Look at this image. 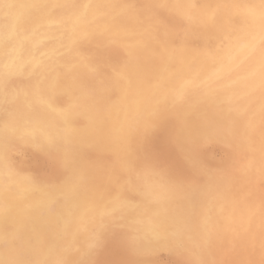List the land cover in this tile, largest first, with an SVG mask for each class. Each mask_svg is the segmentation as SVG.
Returning <instances> with one entry per match:
<instances>
[{"label":"rangeland","instance_id":"1","mask_svg":"<svg viewBox=\"0 0 264 264\" xmlns=\"http://www.w3.org/2000/svg\"><path fill=\"white\" fill-rule=\"evenodd\" d=\"M30 1L32 2V4L38 2V0H30ZM122 1L121 0L120 1H118V0H97V1L96 0H81V1L76 0V2H75V0H70L72 5L77 6L76 15L77 14L78 15L74 16L71 19L73 24H71L70 28L68 29V31L70 30L69 36L67 38L68 42H64V40H63L64 37L60 34H57L55 36L53 35V36H45L44 37L41 35V28L36 27L35 31L31 34V37L29 38L30 40H31V38H34L35 40L34 39H32V40H33V42L36 43L35 48L33 47L31 49V53L29 55L27 54L28 47H25V46L23 47V45H26V44L28 45V43L26 41H24L19 46L17 45L16 48L12 49L13 51H8L7 52L8 54L6 53L7 57L1 58V54L4 52V50L2 51L4 46L3 47L1 46L3 39L0 37V51L2 52V53L0 52L1 53L0 54V64L2 65V66L0 65V71H1L0 72V122H1L0 123V127H1L0 130L3 127L2 132H0V135H1L0 136V142L2 141L1 142L2 144H0V152H1L0 153V173H1V175H3L4 179L6 178L5 180H7L9 178L7 181H9L13 186H23L25 188L33 190V194L29 195L30 198L27 197L26 199H24L23 202L29 203L30 202L29 200L31 198H34V196H35V197H39V198L41 197L40 200L37 202V205L38 204H39L38 206L42 205L40 207V212H41L40 214L41 215H39L41 217L38 216L37 218L33 219L31 223L27 222L28 228L31 229V230L29 229L30 231L34 230V231H37V233H39V235H38L39 238L37 237V239L40 242H38L35 239V242L39 244V245L37 244V247H39V248H37V253H36V255L38 257L36 255H35L36 257H34L30 253V251L28 250L29 247L27 248V246H26L27 245L26 243L28 241L27 235L25 234L24 231H22L19 228L18 224H16V223L14 224V222L12 221V219L16 218V216L17 217H19V216L20 217L21 216L22 217L30 216L32 214L33 210L23 209V208L21 209L19 207L14 206L10 210V212H13L15 210L14 213H15V215L17 214L16 216L15 215L14 216L9 215V217L7 218V216H8L7 214L3 215V216L0 215L3 218V220H0V225H1L0 230L2 229V231H0L1 232L0 233V235H1L0 236V247L3 245L2 246L3 248L6 247V249H8L12 245H15L16 242L19 245H23L25 242V245L21 246L22 247V261H27V262L32 261L31 264H39V263L42 264L44 262H46L45 264H48V263L54 264V262L62 261V260L64 262H66V264H72V262H73V264H78V263H80V264H124V263H126V264H130V263L131 264H135V263L136 264H183V263L184 264H191V262L193 263L194 261L195 262L193 264H204L205 261L207 264H215L216 262H217V264H224V263L225 264H243V263L244 264H252V262H253V264H264L263 263L264 262L263 261L264 260V246H263L264 245V226H263V224H264L263 223L264 222V215H263L264 214V202H263L264 201L263 200L264 199V176H263L264 175V172H263L264 171V157H262V156H264V141H263L264 140V128H263L264 127V125H263L264 124V61L259 62V61H257V58H256L257 53L264 49V32H262L259 29L257 24L250 23V24H247L248 25L247 31L249 32V38L245 39L244 37H241V39H232L231 35L233 36L234 34H237L238 30L228 31L226 34L221 33L220 31H218L217 28L210 26L204 20V15L200 11H198L196 8H189L187 6L178 7L176 5V3L173 2V0H169V1L167 0V3H166V0H154V1L153 0H151V1L150 0L149 1L148 0H122ZM227 1H229V2H227ZM248 1L249 0H243V2H242V0L241 1L240 0H225V2L221 5L222 14H224L225 17L227 15L232 17V15H235L236 13L247 10L246 6L248 5ZM1 2H3V3H1ZM40 2L50 3L51 0H40ZM155 2H156V5H155ZM0 3H1L0 4V27L4 28L5 23L8 22V18H11L10 12H11L12 7H14V4L9 3L10 5H12V7H7V5H9V4L4 5V0L0 1ZM94 3H98V4H96L97 7H98V5H100V6L98 8L97 7L93 8L92 13H89L91 11L92 7H94V5H93ZM136 3H138V4H136ZM75 4H77V5H75ZM141 4H144V5H141ZM147 4H149L150 7H148L149 5H147ZM113 5H115V6H113ZM3 7H4V9H3ZM144 8H145V10H144ZM226 8H228V9H226ZM94 9H97V10H94ZM128 9L134 15L137 12L136 15L135 16L132 15L130 12H128L129 11ZM35 10H36V8L32 7L29 12H32ZM187 10L189 11V13ZM62 11H64V9ZM78 11L79 12L81 11V12L79 13ZM142 13H144V14H142ZM88 14L90 15V17ZM126 14H127V16H124ZM140 15H141V19H140ZM175 15H177V16H175ZM7 16H9V17L7 18ZM128 16H129V20L127 18ZM132 16H133V18H132ZM181 16H183V17H181ZM81 18L83 20H81ZM122 18H124V20ZM125 18H126V21H128V22L125 21ZM135 18L137 21H135ZM95 19H97V20H95ZM98 19L101 21V23H100L101 27H99L98 29L95 27L97 29V30H95V28H93L94 26H92V25H96V23L99 21ZM117 19L120 20V22ZM154 19H156V20L154 21ZM2 20H3V22H2ZM78 20H80V21H78ZM103 20L105 21L104 23H103ZM116 20L118 22H116ZM133 20H134V22H133ZM143 20H144V22L146 21V23L143 24L142 23ZM168 20H170V21H168ZM59 21H53L52 25H54L56 27L57 25H59V24L61 25L64 22L63 19H60ZM81 21H83V22H81ZM152 21H153V23H152ZM181 22H182V24H181ZM193 22H194V24H193ZM89 23H90V25H89ZM127 23H131L132 25H134V27L131 24L128 25ZM160 24H161V26H160ZM176 25H177V28H176ZM187 25H189V26H187ZM10 26H12V28L10 30V34L8 36H6L7 43L10 41L9 39H11V38H9L11 33L16 34V31H17V28H16L17 26H16V24H14V21L12 24H10ZM85 26H86V28H85ZM112 26L115 27L116 29H114ZM199 26H201V27L199 28ZM78 27H80V29L84 30V31L78 32L77 30L74 29V28H78ZM122 27H123V29H122ZM145 27H147V28H145ZM2 28H0V29H2ZM111 28H113V29L111 30ZM125 28L127 30H125ZM151 28H152V32L150 30ZM196 28H198V29H196ZM108 29H110V31ZM37 30H39V31L37 32ZM170 31H172V32H170ZM105 32H106V36L103 34ZM190 32H192V33H190ZM198 32H200V33H198ZM206 33H207V35H206ZM166 34H168V35H166ZM88 35H89V37H88ZM161 35H163V37ZM151 37H152V40L150 39ZM4 38H5V36H4ZM109 38H111V40ZM129 38H131V39H129ZM214 38H216V39H214ZM115 40H117V41L114 43ZM61 41H63L62 43L63 44L65 43V44L63 45L61 43ZM89 41H90V43H88ZM183 41H184V43H183ZM190 41H192V42H190ZM250 41H253V43L249 44ZM134 42L136 44H134ZM44 43H47L48 45H50L51 48L48 50L42 51L40 46H43L42 44H44ZM87 43H88V46H87ZM148 43L151 45H149ZM164 43L166 45L168 44V46L164 45ZM78 44H79V46H78ZM99 44H101V45H99ZM119 45H120V47H119ZM211 45H212V47H211ZM248 45L251 46L249 49L247 48ZM151 46H153V47H151ZM171 46H172V48H171ZM185 46H187V47L185 48ZM141 47H143V48H141ZM180 47H182V48H180ZM200 47H201V49H200ZM37 48H38V50H37ZM144 48L146 49V51ZM155 48L158 51L155 50ZM169 48L171 49L169 51L170 52L172 51L173 52L172 54L174 55V60L170 61V63H169L171 65L170 70L174 68L173 70H171V76H170L172 78L171 82H170L168 76L163 79V78H159V76L155 73H154V76H152L153 73L149 72L150 70L154 69L157 66V63L155 65V61L157 62L156 59H158V57H160L161 54H164V51H168ZM208 48L210 49V52H209ZM104 49H106V50H104ZM211 49L214 51H212ZM150 50L152 52H150ZM35 51H37V52H35ZM191 51L192 52L194 51V52L192 53ZM86 52H88V53H86ZM135 52H136V54H135ZM157 52L160 54H158ZM75 53H77V54H75ZM100 53H101V55H100ZM187 53H190V55H188ZM37 54H38V56H37ZM47 54H48V56H47ZM94 54H96V55H94ZM77 55H78V57L79 56L80 57L79 58L76 57ZM136 55L139 56L138 57L139 59L137 58ZM89 56H91V57L89 58ZM107 56L109 58H107ZM154 56H155V59H154ZM60 57H62V58H60ZM101 57H102V59H100ZM196 57L198 60L195 59ZM198 57H200L201 59ZM21 58H22V60H20ZM52 58L56 59V61H58V62L60 61V63H61V65H58V70H57L58 74H59V75L58 74L57 75L59 77H57V75L53 76L54 66L52 65L51 62H53L54 60ZM132 58H134V60ZM148 58H149V60H148ZM8 59L10 62L8 61ZM23 59H25L26 61ZM84 59H86V60L83 61ZM36 60H38V61H36ZM103 60H105V61H103ZM153 60H155V61L153 62ZM194 61H196V62H194ZM8 62H9V64H8ZM28 62H29V64H28ZM72 62H73V64H72ZM130 62L133 65H131ZM20 63H22V64H20ZM42 63H44V64H42ZM93 63H95V64H93ZM139 64L145 65L144 67L145 68L147 67L146 69H150L148 72L152 73V74H149L148 72L144 73L143 71L137 70L140 73L138 72L139 74L137 73L134 76V79H133L134 83H132L134 89L132 88L131 92L129 93L130 94L129 98L119 99V101L117 102L118 106H116V107L113 105L115 98H116V96H115L116 92L114 90H111V91L105 90L104 91L105 93L103 92V95L100 98V86H102L103 84L108 86L111 83L110 81H113V79H114V81L116 79H118L119 77L116 73V72H119L118 70L124 69V71H127V73L130 72L132 74L134 69H138V68L140 69L143 67L142 65H139ZM16 65H17V67L18 66L19 67L18 68L15 67ZM65 65H67V66H65ZM86 65H87V67H86ZM105 65H107V67H105ZM108 65H110L111 69L109 68ZM111 65L114 68L111 67ZM51 66H53V67L50 68ZM74 66L77 68L75 69ZM79 66H82L83 68L79 67ZM188 66H189V69H188ZM71 67H72V70H70ZM119 67H120V69H119ZM135 67H138V68H135ZM144 67H143V69H144ZM89 68H91V69H89ZM104 68H106V70ZM183 68H184V70H183ZM9 69H12V70H9ZM113 69H114V71H113ZM103 70L108 72L109 79H108V77H105V76L103 77L100 74V71H103ZM242 70H243V72H242ZM43 71L47 72L50 79L51 78L52 79H51V82L49 83V85H50L48 87L49 90H46L42 95H40L38 97V99H39L40 103L44 104L45 107L48 106L47 108L50 109L51 113L53 114V116L55 118L57 117L56 122L54 124H52L53 126L51 125L48 128H46V130L43 133L40 132L37 134H31V135H29V138L17 136L16 133H11L10 136L7 135V131H11L12 129L7 130V126L5 128V125L2 122V121H4L5 114L7 113L8 109H10L11 106H13V105H15L21 101L26 102V103L30 102V100H31V97H30L31 96V90H30L31 84L36 82L37 84L36 83L35 84L37 85V88L40 85H42L43 80H44L43 78L45 77V75H43L45 72H43ZM69 71H70V73L72 71V73L69 74ZM76 71H77V73H76ZM91 71H93V72L91 73ZM94 71H95V73H94ZM84 72H86V73H84ZM96 73H98V75ZM63 74H66V75H63ZM73 74L76 75L78 78L76 76H74ZM142 74H143V77L145 79L142 77ZM70 75H73L74 78H72V76H70ZM155 75H157V76H155ZM174 75H176V76H174ZM64 76H66V77L64 78ZM87 76H88V78H87ZM177 76H178V78H177ZM40 77H42V78H40ZM60 77H61V79H60ZM156 77H157V79H156ZM56 78L59 80H57ZM62 78H63V80H62ZM110 78H112V80ZM75 79H77V80H75ZM89 79H91V80H89ZM152 79H153V81H151ZM27 80H29V81H27ZM86 80H87V82H86ZM106 80H108V81H106ZM140 80H142V81H140ZM147 80H148V82H147ZM8 81H10V82H8ZM64 81H67V82H65V85L63 86ZM69 81L71 83H69ZM120 81L125 82L124 79H120ZM59 82H60V84H59ZM108 82H109V84H108ZM140 82H142V84ZM22 83H24V84H22ZM56 83H57V85L55 86ZM149 83H150V86H149ZM160 83H162V84H160ZM74 85H75V87H74ZM90 85H91V87H90ZM139 85H141V86H139ZM58 86H60V87H58ZM87 86H89V89H87L88 88ZM172 86H174V87H172ZM93 87H94V90H93ZM151 87L152 88L154 87L155 89L153 88L151 90ZM54 88H56V89L54 90ZM10 89H11V91H10ZM85 89H87V90H85ZM161 89H163V90H161ZM97 90H99V92ZM146 90L148 91V93L150 94L151 99H152L150 108H148L144 111V113L141 116V119L136 124L137 126L130 128V126L127 124H129L131 121L136 119V117H138V112H137L138 109H136V108L139 107L140 101H141L140 97L143 94V92H146ZM75 91H76V93H75ZM96 91L98 93H96ZM157 91H158V93H157ZM161 91H162V93H161ZM165 91H166V93H165ZM168 91H170V92L168 93ZM78 92H80V93H78ZM112 93H113V95H112ZM73 94H74V98L72 96ZM107 94H109V95H107ZM9 95H11V96L9 97ZM93 95H96V96H93ZM104 95L106 96V98ZM89 96H93V97H89ZM95 97H97V98L95 99ZM57 98H59V99H57ZM80 98H81V100H80ZM63 99H65V100H63ZM59 100L62 103H60ZM101 100H103V103H101L102 102ZM110 100H112V102ZM120 100H122V101H120ZM54 101L55 102L57 101V102L54 103ZM126 101H128V102H126ZM165 101L166 102L168 101V102L166 103ZM4 102H5V104H4ZM98 102L101 105H99ZM163 102H164V104H163ZM13 103H15V104H13ZM52 103H53V105H52ZM88 103H89V105H88ZM66 104H67V106H68V104H70V106L68 107V110H67ZM108 104H109V106H108ZM162 104L166 105V107H164ZM210 104L212 106L214 105V108L216 110L213 109V107L211 108ZM55 105H56V107H55ZM77 105H80V107ZM84 105H85V107H84ZM6 106H7V108H6ZM101 106H102V108H101ZM200 108H202V110ZM207 108L210 110H207ZM71 109H73V110H71ZM162 109H164V110H162ZM211 109H213L214 111ZM166 110H167V112H166ZM245 110H247V111H245ZM234 111H236V112H234ZM1 112H3V113L1 114ZM245 112L247 113V117H246ZM217 113H220L222 120H221L219 114H217ZM244 113H245V115H244ZM154 114L156 116H154ZM191 114H192V116H191ZM148 115H149V117H148ZM151 115H152V117H151ZM186 115L189 116L192 120L190 118H188ZM213 115H215L217 117H215ZM230 115H231V117H230ZM236 115H237V117H236ZM202 116L204 118L205 117L206 118L204 119ZM209 117L212 118V120ZM229 117L231 120L229 119ZM233 117H235L234 119L236 122L232 121ZM2 118H3V120H2ZM146 118H147V121H146ZM244 118H246V119H244ZM251 118H253L254 120ZM262 118H263V120H262ZM110 119H111V121H110ZM197 119L200 122H198ZM202 119H203V121H202ZM226 119H228V121L231 123V126H230V123L226 122L227 121ZM77 120H79V121H77ZM255 120H256V123H254ZM102 121L104 123H102ZM150 121H152L151 124L148 123ZM179 121H181V122H179ZM189 121H190V124H188ZM206 121H208V122H206ZM217 121L219 122V124ZM240 121H242V122H240ZM79 122H80V124H79ZM112 122H114V123H112ZM153 122H154V124H153ZM232 122H234L235 124L233 123V125H232ZM243 122H244V124H243ZM83 123H84V125H82ZM110 123L112 124V126ZM191 123H193V126ZM210 123L212 124L211 130H210V128H207L208 126L210 127V125H211ZM215 123H217V124H215ZM237 123H238V125H237ZM260 123H262V124H260ZM2 124H3V126H2ZM88 124H89V126H88ZM213 124L219 126V128H216L217 126H215ZM261 125H263L262 128H261ZM186 126H188V127H186ZM174 127H175V129L172 130V128H174ZM179 127H180V129H179ZM193 127H196V130ZM238 128H240V129L238 130ZM92 129H93V131H92ZM189 129H190V131H189ZM215 129H217V130H215ZM225 129H226V131H225ZM145 130H146V132H145ZM227 130H230V131H227ZM100 131H101V133H100ZM105 131H107V132L105 133ZM208 131L210 133H208ZM215 131H216V133L214 134ZM236 131L238 133H235ZM11 132H13V131H11ZM102 132H103V134H102ZM197 133H199V134L197 135ZM206 133H208V134H206ZM221 133H223V134H221ZM229 133H231V134H229ZM13 134H14V136H12ZM219 134L221 135V138H219L220 137ZM98 135H100V136H98ZM142 135L144 138H142ZM243 135H245V136H243ZM105 136L109 137L110 139L106 138ZM111 136H113L112 138L114 140L111 138ZM213 136H215V137H213ZM20 137H21V139H20ZM190 137H192V138L189 140H191L193 142L188 140V138H190ZM197 137H199L200 139L198 138V140H197ZM227 137H228V139H227ZM230 137H231V139H230ZM179 138H181V139H179ZM37 139H39V140H37ZM75 139H77V140H75ZM106 139H107V141H105ZM111 139H112V141H111ZM193 139H195L197 141V143ZM228 140H230V141L228 142ZM114 141H117L118 144H117V142H114ZM235 141H238V142H235ZM242 141H244V142H242ZM258 141H260V142H258ZM29 142H31V143L29 144ZM129 142H130V144H128ZM233 142H235V143H233ZM3 143H4V146H3ZM22 143L23 144L26 143V144L23 145ZM137 143H138V145H137ZM150 143L152 145H150ZM171 143H173V144H171ZM189 143L192 147L189 145ZM10 144H12V145H10ZM161 144H162V146H161ZM164 144H166V145H164ZM118 145H120V146H118ZM126 145L128 147H126ZM201 145H202V147H201ZM232 145H233V147H232ZM185 146H186V148H185ZM103 147L106 151L103 149ZM196 147H198V150H195V149H197ZM115 148H116V151H115ZM166 149H167V151H166ZM180 149H183V150L181 151ZM233 149H234V151H233ZM9 150L13 151V152H10ZM45 152H46V154H45ZM35 153H37L38 156ZM100 153H103V154H100ZM130 153H131V155H130ZM178 153H180V154L178 155ZM184 153H186L187 156ZM124 154H125V156H124ZM128 154L130 156H128ZM243 154H245V155H243ZM258 154L261 157L257 156ZM132 155H133V158H132ZM53 156L55 158H53ZM56 157H57V160H55ZM87 157H89V158H87ZM96 157H97V159H96ZM136 157H138V158L136 159ZM254 157H255V159H254ZM80 158H83V160ZM84 158H86L85 160L88 159L87 162H85ZM99 158H100V160H99ZM140 158L141 159L143 158L142 159L143 161L140 160ZM237 159H239V160H237ZM261 159H263V161ZM177 160H178V162H177ZM180 160H182L183 162H181ZM196 160H198V162ZM240 161H242V162H240ZM83 163H85V164H83ZM141 163H143V164H141ZM139 164L141 165V167ZM147 164L149 166H147ZM182 164H184V165H182ZM260 164H261V167H260ZM91 166L93 168H91ZM134 166H135V169H134ZM150 166H151V168L152 167H154V168L151 169ZM243 166L244 167L246 166V167L244 168ZM252 166H253V168H255L254 170L251 169ZM55 167L58 169H56ZM98 167H100L101 169ZM110 167H111V169H110ZM82 168H84L86 170H84ZM30 169H31V171H29ZM45 169H47V170H45ZM89 169H92V170H89ZM137 169H138V171H137ZM191 169H192V171H191ZM200 169H202V170H200ZM228 169H230V170H228ZM50 170H51V172H50ZM100 170H104V171H100ZM153 170L156 171V173ZM160 170H162V171L160 172ZM163 171H164V173H162ZM168 171H170V172H168ZM87 172H89V173H87ZM98 172H99V174H98ZM138 172H140V173H138ZM147 172L150 173V174L148 173L150 176L147 174ZM94 173H96L97 175ZM152 173L154 175H152ZM197 173H200V174L195 176V174H197ZM219 173H220V175H219ZM158 174H159L160 178H159ZM55 175H56V178H57V176L60 177V178L59 177L57 178V181H56ZM61 175H62V177H61ZM114 175H115V177H114ZM259 175L260 176L262 175V176L260 177ZM153 176H155V177L153 178ZM240 176L243 178L241 179ZM248 176H249V178H248ZM95 177H97V178H95ZM106 177H108V179ZM149 177L152 178L153 180L150 179ZM161 177H162V179H161ZM221 177H222V180H220V182L223 185L221 183H218L219 179H221ZM100 178H102V179H100ZM238 178H240V179L238 180ZM258 178H262V180L258 179ZM94 179L96 180L95 182H94ZM212 179H214L217 182L218 187L220 186L219 190H218V187L217 188L215 187V189L213 188L214 186H217V185H216V182ZM216 179H218V180H216ZM226 179L228 181H226ZM235 179H237L238 182H237V180L235 181ZM35 180H36V182H35ZM47 180H49V181H47ZM50 180H51V182H50ZM173 180H174V182H173ZM190 180H192V181H190ZM209 180H210V183H209ZM72 181H74L75 183L73 184ZM150 181H151V183L149 184L148 182H150ZM166 181H168V182L165 183ZM212 181L214 182V184H212L213 183ZM255 181H257V182H255ZM80 182L82 184H80ZM226 182H227V184H226ZM246 182H247V184H245ZM113 183L115 185H113ZM117 183H118V185H117ZM240 183H242V184H240ZM253 183H255L256 186ZM62 184H63V188H62ZM132 184H134V185H132ZM167 184L169 186H170V184H172V186L169 187V186H167ZM185 184H187V185H185ZM250 184L251 185L253 184L255 188L253 189V185L251 187ZM93 185H95V186H93ZM124 185H125V187H124ZM178 185H179V187H178ZM67 186H69L70 188H68ZM88 186H90V187H88ZM135 186H136V188H135ZM173 186L176 188V190H172V189H174V188H172ZM199 186H201L204 189L202 190V188ZM227 186H229V187H227ZM238 186L240 188L237 189ZM185 187H186V189L187 188L188 189L186 190ZM99 188H102V189L104 188V189L99 190ZM116 188H118V189H116ZM178 188L179 189L183 188L182 190L183 191L185 190L188 195L185 193V191H184V194H185L184 195L182 190L180 192V190ZM200 189L202 191H199L200 193H198V190H200ZM229 189H230V191H229ZM239 189L241 192L238 191ZM133 190H135V191H133ZM170 190L174 191L176 194L174 195L173 194L174 192H172ZM210 190L212 192H210ZM215 190L218 192L220 191L219 193L217 192V194L219 195V197L221 199L218 197V195H216ZM252 190L255 192V194L251 193ZM162 191H165L166 193L165 192L163 193ZM223 191H224V193H223ZM132 192H134V194ZM230 192H232L233 194H231ZM100 193H101V195H100ZM169 193H170V195H169ZM229 193H230V195H229ZM236 193H237V195H236ZM206 194L208 197L206 196ZM109 195H111V196H109ZM121 195H122V198H121ZM184 196H185V199H184L185 202H184V200H182V198H184ZM44 197H46V198H44ZM204 197H205V199H204ZM236 197H238V198L236 199ZM253 197H255V198H253ZM261 197H262V200H261ZM224 198H226V199H224ZM84 199L86 200V202ZM206 199L208 202H206ZM133 200L136 202H134ZM180 200H181V202H180ZM217 200H219V201H217ZM243 200H249V202L248 201L244 202ZM94 201L98 202L97 210L90 214V217L88 220L87 219L83 220L85 217H87L88 212L92 209ZM251 201H253L254 204ZM212 202H214L215 204L217 203V205H215ZM90 204H92V205H90ZM105 204H106V206H105ZM184 204H185V207H184ZM191 204H192V207H191ZM226 205H227V207H226ZM249 205L250 206L253 205V206L250 207ZM56 206H57V208H56ZM70 206L72 207L73 211H71ZM176 207L179 210H177ZM198 207H201V210ZM237 207L239 209H237ZM64 208H66V209H64ZM223 208L228 209V210H224ZM56 209H57V211H56ZM75 209L77 211H75ZM187 209H188V211L190 210V212L186 211ZM240 209H242V210H240ZM192 210L193 211L195 210L196 213H193ZM47 211H49L50 213L49 212L46 213ZM179 211H180V213H179ZM197 211L199 213H197ZM203 211H205V212H203ZM226 211L227 212L229 211V212L227 213ZM236 211H237V213H236ZM84 212H85V214H84ZM114 212H116L118 215ZM220 212L221 213L224 212V215L222 214V217H221ZM188 213H189V215H188ZM259 213L262 216L261 215L259 216ZM180 214H181V216L183 214L185 216L181 217ZM215 214H217V216ZM255 214H257V216H255ZM192 215H194V216H192ZM243 215H245V216H243ZM211 216H212V218L214 216L216 218L214 217V219H212ZM92 217H95V218H92ZM96 217H97V219H96ZM42 218H43V220H42ZM52 218H53V220H52ZM60 218H62V219H60ZM151 218L152 219L154 218V219L152 220ZM199 218H200V221L199 222L196 221V219H199ZM252 218H253V220H252ZM101 219L104 222L101 221ZM190 219L193 221H191ZM210 219L212 220V222ZM221 220H223V221H221ZM254 220H256V221H254ZM99 221H101V222H99ZM161 221H163V222H161ZM117 222L119 223V225ZM124 222L126 224H122ZM186 222H187V224H186ZM188 222H190V224ZM252 222H254V223H252ZM259 222H260V224H259ZM217 223L219 225L221 224V226H219ZM67 224H69V225H67ZM79 224H80V227L78 226ZM184 224H186V225H184ZM236 224H237V227H236ZM250 224H251V227H250ZM162 225L165 227H163ZM229 225H230V227H229ZM182 226H184V227L182 228ZM193 226H195L196 228ZM67 227H69V228H67ZM184 228H185V230H184ZM192 228H193V230H192ZM67 229H68V231H67ZM94 229H96V230H94ZM103 229H104V231H103ZM167 229H169V230H167ZM196 229H198V230L196 231ZM219 229L222 231H219ZM235 229H236V231H235ZM57 230H58V232H57ZM63 230H65V231L63 232ZM249 230H250V232H249ZM251 230H253V231H251ZM259 230H261V232L263 230V232L261 233ZM15 231H17V232H15ZM108 232L110 233V235ZM120 232H121V235L123 237L120 235ZM200 232H202V233H200ZM231 232H232L233 236L231 235ZM14 233H15V235H14ZM199 233H200V235H199ZM248 233L250 236L248 235ZM258 233H259V235H258ZM212 235L213 236L216 235V236L213 237ZM223 235H224V239H223ZM226 235L228 236L227 238H226ZM6 236H8V238ZM103 236H105V238ZM126 236H127V238H126ZM197 236H198V238H197ZM230 236H232V237H230ZM243 236L246 239H244ZM20 237H21V239H20ZM56 237L58 239H56ZM60 237L62 239H59ZM66 238H68V239H66ZM81 238H82V240H81ZM98 238L99 239L101 238L103 240L102 242L104 244L101 242V239L99 240ZM236 238H238L237 239L238 242H235V241H237ZM256 238L258 239L257 240L258 243L255 241ZM3 239H5V240H3ZM128 239L131 241H129ZM191 239H193V240H191ZM213 239H215V240H213ZM227 239H228V241L226 242ZM57 240H58V242H57ZM64 240H66V241H64ZM121 240H123V241H121ZM217 240L219 241V243ZM222 240H224V241H222ZM61 241H63V242H61ZM80 241H82V242H80ZM124 241L127 244L128 243L129 244L128 245L125 244ZM220 241H222V242H220ZM64 242H65V244H64ZM72 242L73 243L75 242L74 243V251L68 252L69 249L72 247V244H73ZM130 242H132L133 244ZM76 243H77V245H76ZM87 243H89V244H87ZM97 243H99V244H97ZM122 243H124V244H122ZM138 243H140V244H138ZM149 244H150V246H149ZM216 244L217 245L219 244V246H217ZM222 244H225V246H223ZM125 245H126V247H125ZM141 245L142 246L144 245V247H140ZM209 245H211V246H209ZM248 245H250V246H248ZM24 246H26V247H24ZM145 246H147V247H145ZM185 246H187L188 248ZM191 246H193V247H191ZM238 246L240 249L238 248ZM77 247H78V249H77ZM189 247H191V248H189ZM98 248H99V252H98ZM129 248L130 249L133 248V249L130 250ZM141 248H143V249H141ZM186 248L189 249L190 251H188ZM234 248H236V249H234ZM246 248H247V251H246ZM65 249H66V251H65ZM200 249H203V250H200ZM255 249H257V250H255ZM23 250H24V252H23ZM39 250H41V251H39ZM42 250L44 253H42ZM216 250H217L218 254H217ZM240 250L243 252H241ZM94 251H95V253H94V255H92L93 254L92 252H94ZM141 251L145 252L146 254L142 253ZM179 251H180V253H179ZM221 251H222V255H221ZM151 252H152V254H151ZM183 252L184 253L187 252V253L184 254ZM245 252H247V253L249 252L248 255ZM240 253H241V256H240ZM57 254L59 257L57 256ZM124 254H126V255L124 256ZM49 255H50V257L52 256L51 259H50V257H48ZM64 255H65V257H64ZM80 255H81V257H80ZM155 255H157V256H155ZM244 255H246V256H244ZM0 256L2 257V258L0 257L1 261L9 260L7 258V256H6L7 259L5 258V255L2 256L0 254ZM30 256H32V257L30 258ZM33 257L37 261L38 260L39 261L38 262L35 261V259ZM90 257H91V260H90ZM173 257H175V259ZM177 257H179V258H177ZM191 257H193V258H191ZM249 257L253 261H251ZM38 258H41V259H38ZM128 258L130 260L129 262L127 260ZM191 259H192V261H191ZM120 260H122V261H120ZM229 260H231L233 262H231ZM237 260H238V262H236ZM11 261H13V260H11ZM14 261H20V260H18V258H16ZM51 261H53V262H51ZM132 262H134V263H132Z\"/></svg>","mask_w":264,"mask_h":264},{"label":"bare ground","instance_id":"2","mask_svg":"<svg viewBox=\"0 0 264 264\" xmlns=\"http://www.w3.org/2000/svg\"><path fill=\"white\" fill-rule=\"evenodd\" d=\"M0 1H2V0H0ZM79 1H81V0H79ZM97 1V0H96ZM118 1H120V0H118ZM122 1V0H121ZM149 1V0H148ZM151 1V0H150ZM154 1V0H153ZM169 1V0H168ZM241 1V0H240ZM75 2H76V0H75ZM83 2V1H82ZM86 2V1H85ZM123 2V1H122ZM137 2V1H136ZM146 2V1H145ZM173 2H175L176 3V5L178 6V7H184V6H187V7H189V8H196L198 11H200L203 15H204V20L210 25V26H213V27H215V28H217L218 29V31H220L221 33H227L228 31H235V30H238V33L237 34H234L233 36L231 35V37H232V39H241V37H244L245 39H247V38H249V32L247 31V24H250V23H255V24H257L258 25V27H259V29L262 31V32H264V0H249L248 1V5L246 6V9L247 10H244V11H241V12H239V13H236L235 15H232V17L231 16H226L225 17V15L224 14H222V10H221V5L225 2V0H173ZM227 2H229V1H227ZM242 2H243V0H242ZM1 3H3V2H1ZM0 3V4H1ZM11 4V3H13L14 4V7H12V9H11V12H10V17L11 18H8L9 16H7V18H8V22L7 23H5V27L4 28H2V27H0V28H2V29H0V37L3 39V42H2V47L4 46V48L2 49V51L4 50V54L2 53H0L1 54V58L3 57V58H5V57H7V52L8 51H13L12 49H14V48H16L17 47V45L19 46L21 43H23L24 41H26L27 43H28V45L26 44V45H23V47L25 46V47H28V49H27V54L29 55L30 53H31V49L34 47L35 48V42H33V40L32 39H34V38H31V40L29 39L30 37H31V34L35 31V29H36V27H39V28H41V35L42 36H55V35H57V34H60V35H62L63 37H64V42H68L67 41V38H68V36H69V31H68V29L70 28V26H71V24H73L72 23V18L74 17V16H77L76 15V13H77V6H74V7H68V8H66V9H64V11H58V12H49L48 10H39V9H36L35 11H32V12H29L30 11V9L32 8V7H30V5H32V2L30 1V0H4V5H7V4ZM50 3H65V4H68V5H72L71 4V2H70V0H51V2ZM92 3V2H91ZM118 3V2H117ZM151 3V2H150ZM166 3H167V0H166ZM84 4V3H83ZM82 4V5H83ZM96 4H98V3H94L93 5H94V7H92V9H91V11L89 12V13H92V11H93V8H96L97 7V5ZM120 4V3H119ZM122 4V3H121ZM124 4V3H123ZM136 4H138V3H136ZM159 4V3H158ZM75 5H77V4H75ZM108 5V4H107ZM141 5H144V4H141ZM140 5V6H141ZM147 5H149V4H147ZM155 5H156V2H155ZM91 6V5H90ZM100 5H98V7H99ZM113 6H115V5H113ZM118 6V5H117ZM116 6V7H117ZM83 7V6H82ZM97 7V8H98ZM148 7H150V5L148 6ZM155 7V6H154ZM81 8V7H80ZM90 8V7H89ZM3 9H4V7H3ZM79 9V8H78ZM138 9V8H137ZM226 9H228V8H226ZM94 10H97V9H94ZM104 10V9H103ZM129 10V9H128ZM136 10V9H135ZM144 10H145V8H144ZM82 11V10H81ZM80 11V12H81ZM100 11V10H99ZM188 11V10H187ZM79 12V11H78ZM79 12V13H80ZM95 12V11H94ZM93 12V13H94ZM114 12V11H113ZM128 12H130L131 14H132V12L129 10ZM135 12V11H134ZM141 12V11H140ZM109 13V12H108ZM112 13V12H111ZM126 13V12H125ZM129 13V14H130ZM137 13V12H136ZM136 13H135V15H136ZM187 13V12H186ZM188 13H189V11H188ZM191 13V12H190ZM233 13V12H232ZM128 14V13H127ZM127 14L126 15H124V16H127ZM142 14H144V13H142ZM87 15V14H86ZM89 15V14H88ZM92 15V14H91ZM107 15V14H106ZM132 15H134V14H132ZM134 15V16H135ZM185 15V14H184ZM190 15V14H189ZM131 16V15H130ZM139 16V15H138ZM175 16H177V15H175ZM89 17H90V15H89ZM111 17V16H110ZM181 17H183V16H181ZM107 18V17H106ZM128 18V20H129V16L127 17ZM132 18H133V16H132ZM138 18V17H137ZM191 18V17H190ZM5 19V18H4ZM60 19H63V25L61 24H59V25H57L56 27L54 26V25H52V22L53 21H59ZM102 19V18H101ZM105 19V18H104ZM116 19V18H115ZM121 19V18H120ZM123 20H124V18H122ZM140 19H141V15H140ZM157 19V18H156ZM156 19H154V21L156 20ZM81 20H83L82 18H81ZM95 20H97V19H95ZM99 20V19H98ZM118 20V19H117ZM116 20V22H120V20H118L117 21ZM164 20V19H163ZM179 20V19H178ZM186 20V19H185ZM191 20V19H190ZM13 21H14V24H16V28H17V31H16V34H14V33H11V35L9 36V38H11V39H9L10 41L7 43V39H6V36H8L9 34H10V30H11V28H12V26H10V24H12L13 23ZM78 21H80V20H78ZM112 21V20H111ZM115 21V20H114ZM125 21H126V18H125ZM135 21H137L136 20V18H135ZM158 21V20H157ZM162 21V20H161ZM160 21V22H161ZM168 21H170V20H168ZM173 21V20H172ZM193 21V20H192ZM2 22H3V20H2ZM60 22V21H59ZM81 22H83V21H81ZM96 22V21H95ZM105 21L103 20V23H104ZM126 22H128V21H126ZM125 22V23H126ZM133 22H134V20H133ZM159 22V21H158ZM177 22V21H176ZM61 23V22H60ZM94 23V22H93ZM100 23H101V21L99 20L97 23H96V25H92V26H94L93 28H99V27H101V25H100ZM143 24L144 23H146V21L144 22V20H143V22H142ZM152 23H153V21H152ZM166 23V22H165ZM172 23V22H171ZM179 23V22H178ZM177 23V24H178ZM128 25H130L131 23H127ZM141 24V23H140ZM139 24V25H140ZM169 24V23H168ZM175 24V23H174ZM181 24H182V22H181ZM193 24H194V22H193ZM89 25H90V23H89ZM119 25V24H118ZM127 25V26H128ZM132 25V24H131ZM172 25V24H171ZM180 25V24H179ZM10 26V27H9ZM111 26V25H110ZM117 26V25H116ZM126 26V25H125ZM133 27H134V25H132ZM142 26V25H141ZM147 26V25H146ZM152 26V25H151ZM155 26V25H154ZM153 26V27H154ZM160 26H161V24H160ZM175 26V25H174ZM187 26H189V25H187ZM193 26V25H192ZM82 27V26H81ZM88 27V26H87ZM113 27V26H112ZM136 27V26H135ZM144 27V26H143ZM197 27V26H196ZM201 26H199V28H200ZM85 28H86V26H85ZM95 28V30H97ZM114 29H116L115 27H113ZM113 28H111V30L113 29ZM127 28V27H126ZM125 28V30H127ZM131 28V27H130ZM145 28H147V27H145ZM173 28V27H172ZM176 28H177V25H176ZM179 28V27H178ZM75 30H77L78 32H83L84 30H81L80 29V27H78V28H74ZM118 29V28H117ZM122 29H123V27H122ZM121 29V30H122ZM154 29V28H153ZM158 29V28H157ZM189 29V28H188ZM196 29H198V28H196ZM40 30V29H39ZM39 30H37V32L39 31ZM109 31H110V29H108ZM151 30V32H152V28L150 29ZM172 30V29H171ZM178 30V29H177ZM176 30V31H177ZM15 31V30H14ZM108 31V32H109ZM133 31V30H132ZM140 31V30H139ZM160 31V30H159ZM187 31V30H186ZM198 31V30H197ZM196 31V32H197ZM112 32V31H111ZM110 32V33H111ZM127 32V31H126ZM125 32V33H126ZM135 32V31H134ZM170 32H172V31H170ZM204 32V31H203ZM157 33V32H156ZM178 33V32H177ZM190 33H192V32H190ZM198 33H200V32H198ZM39 34V33H38ZM80 34V33H79ZM105 36H106V32L105 33H103ZM109 34V33H108ZM107 34V35H108ZM127 34V33H126ZM146 34V33H145ZM172 34V33H171ZM175 34V33H174ZM74 35V34H73ZM154 35V34H153ZM166 35H168V34H166ZM173 35V34H172ZM171 35V36H172ZM176 35V34H175ZM197 35V34H196ZM206 35H207V33H206ZM222 35V34H221ZM4 36H5V38H4ZM71 36V35H70ZM109 36V35H108ZM112 36V35H111ZM156 36V35H155ZM162 37H163V35H161ZM210 36V35H209ZM38 37V36H37ZM62 37V38H63ZM73 37V36H72ZM80 37V36H79ZM88 37H89V35H88ZM143 37V36H142ZM147 37V36H146ZM159 37V36H158ZM169 37V36H168ZM167 37V38H168ZM186 37V36H185ZM188 37V36H187ZM198 37V36H197ZM201 37V36H200ZM204 37V36H203ZM207 37V36H206ZM211 37V36H210ZM36 38V37H35ZM39 38V37H38ZM37 38V39H38ZM42 38V37H41ZM94 38V37H93ZM104 38V37H103ZM107 38V37H106ZM134 38V37H133ZM172 38V37H171ZM177 38V37H176ZM208 38V37H207ZM87 39V38H86ZM89 39V38H88ZM110 40H111V38H109ZM125 39V38H124ZM129 39H131V38H129ZM149 39V38H148ZM151 40H152V37L150 38ZM173 39V38H172ZM194 39V38H193ZM196 39V38H195ZM214 39H216V38H214ZM213 39V40H214ZM35 40V39H34ZM84 40V39H83ZM91 40V39H90ZM105 40V39H104ZM113 40V39H112ZM147 40V39H146ZM150 40V41H151ZM156 40V39H155ZM169 40V39H168ZM188 40V39H187ZM208 40V39H207ZM220 40V39H219ZM55 41V40H54ZM53 41V42H54ZM85 41V40H84ZM83 41V42H84ZM98 41V40H97ZM100 41V40H99ZM102 41V40H101ZM107 41V40H106ZM117 40H115L114 41V43L116 42ZM136 41V40H135ZM141 41V40H140ZM217 41V40H216ZM226 41V40H225ZM224 41V42H225ZM254 41V40H253ZM253 41H250L249 42V44L250 43H253ZM37 42V41H36ZM63 41H61V43H62ZM81 42V41H80ZM82 42V43H83ZM86 42V41H85ZM84 42V43H85ZM132 42V41H131ZM171 42V41H170ZM187 42V41H186ZM190 42H192V41H190ZM222 42V41H221ZM42 43V42H41ZM77 43V42H76ZM75 43V44H76ZM83 43V44H84ZM88 43H90V41L88 42ZM88 43H87V46H88ZM93 43V42H92ZM105 43V42H104ZM133 43V42H132ZM138 43V42H137ZM150 43V42H149ZM148 43V44H149ZM162 43V42H161ZM183 43H184V41H183ZM38 44V43H37ZM54 44V43H53ZM56 44V43H55ZM63 44V43H62ZM65 44V43H64ZM63 44V45H64ZM95 44V43H94ZM134 44H136L135 42H134ZM141 44V43H140ZM178 44V43H177ZM207 44V43H206ZM224 44V43H223ZM43 46H40V48H41V50L43 51V50H48V49H50L51 48V46L50 45H48L47 43H44V44H42ZM61 45V44H60ZM99 45H101V44H99ZM103 45V44H102ZM131 45V44H130ZM149 45H151V44H149ZM162 45V44H161ZM164 45H166L165 43H164ZM214 45V44H213ZM216 45V44H215ZM57 46V45H56ZM78 46H79V44H78ZM81 46V45H80ZM157 46V45H156ZM166 46H168V44L166 45ZM193 46V45H192ZM205 46V45H204ZM37 47V46H36ZM55 47V46H54ZM97 47V46H96ZM110 47V46H109ZM119 47H120V45H119ZM149 47V46H148ZM147 47V48H148ZM151 47H153V46H151ZM159 47V46H158ZM175 47V46H174ZM187 46H185V48H186ZM207 47V46H206ZM211 47H212V45H211ZM221 47V46H220ZM251 46L250 45H248L247 46V48L249 49ZM22 48V47H21ZM62 48V47H61ZM72 48V47H71ZM74 48V47H73ZM79 48V47H78ZM77 48V49H78ZM81 48V47H80ZM83 48V47H82ZM94 48V47H93ZM141 48H143V47H141ZM168 48V47H167ZM171 48H172V46H171ZM180 48H182V47H180ZM195 48V47H194ZM193 48V49H194ZM54 49V48H53ZM64 49V48H63ZM90 49V48H89ZM109 49V48H108ZM136 49V48H135ZM145 49V48H144ZM154 49V48H153ZM176 49V48H175ZM200 49H201V47H200ZM209 49V48H208ZM21 50V49H20ZM37 50H38V48H37ZM80 50V49H79ZM98 50V49H97ZM103 50V49H102ZM104 50H106V49H104ZM140 50V49H139ZM155 50H157L156 48H155ZM169 50H171L170 48L168 49V51H164V54H161V56L160 57H158V59H156L157 60V62L155 61V60H153V62L155 61V65H156V63H157V66L154 68V69H152V70H150V69H146L144 66L146 65L145 63V65H142V64H139V65H142L143 67H144V69H143V67L142 68H138V67H135V68H138V69H134V71H133V73L131 74L130 72H128L127 73V71H124V69H122V70H118L119 72H116L117 73V75H118V79H116L115 77V81H114V79H113V81H110L111 83H110V85H102V86H100V98L102 97V95H103V92L105 91V90H114L116 93V98H115V101H114V103H113V105L116 107V106H118L117 105V102L119 101V99H121V98H129V96H130V92H131V90H132V88H133V84L132 83H134L133 82V79H134V76L139 72V71H137V70H140V71H143L144 73H146V72H148L149 70V72H152L153 73V75L152 76H154V73L155 74H157L158 76H159V78H166L167 76L169 77V80H170V82L172 81L171 79V70H173V69H171L170 70V61H172V60H174V55L172 54L173 52L171 51H169ZM188 50V49H187ZM191 50V49H190ZM197 50V49H196ZM207 50V49H206ZM212 50V49H211ZM216 50V49H215ZM218 50V49H217ZM57 51V50H56ZM72 51V50H71ZM90 51V50H89ZM101 51V50H100ZM141 51V50H140ZM145 51H146V49H145ZM148 51V50H147ZM158 51V50H157ZM177 51V50H176ZM185 51V50H184ZM195 51V50H194ZM193 51V52H194ZM212 51H214V50H212ZM26 52V51H25ZM35 52H37V51H35ZM69 52V51H68ZM75 52V51H74ZM73 52V53H74ZM77 52V51H76ZM103 52V51H102ZM116 52V51H115ZM150 52H152L151 50H150ZM192 52V51H191ZM192 52V53H193ZM209 52H210V49H209ZM217 52V51H216ZM7 53V54H6ZM20 53V52H19ZM66 53V52H65ZM86 53H88V52H86ZM97 53V52H96ZM106 53V52H105ZM109 53V52H108ZM124 53V52H123ZM143 53V52H142ZM158 53V52H157ZM178 53V52H177ZM180 53V52H179ZM182 53V52H181ZM196 53V52H195ZM201 53V52H200ZM214 53V52H213ZM221 53V52H220ZM55 54V53H54ZM64 54V53H63ZM62 54V55H63ZM71 54V53H70ZM75 54H77V53H75ZM135 54H136V52H135ZM139 54V53H138ZM146 54V53H145ZM152 54V53H151ZM158 54H160V53H158ZM188 55H190V53H187ZM199 54V53H198ZM211 54V53H210ZM14 55V54H13ZM27 55V56H28ZM94 55H96V54H94ZM100 55H101V53H100ZM134 55V54H133ZM140 55V54H139ZM143 55V54H142ZM157 55V54H156ZM182 55V54H181ZM193 55V54H192ZM18 56V55H17ZM32 56V55H31ZM35 56V55H34ZM37 56H38V54H37ZM47 56H48V54H47ZM60 56V55H59ZM110 56V55H109ZM122 56V55H121ZM137 56V55H136ZM179 56V55H178ZM25 57V56H24ZM46 57V56H45ZM65 57V56H64ZM76 57H78V55L76 56ZM80 57V56H79ZM78 57V58H79ZM91 56H89V58H90ZM103 57V56H102ZM102 57L100 58V59H102ZM135 57V56H134ZM139 56H137V58H138ZM185 57V56H184ZM201 57V56H200ZM200 57H198V58H200ZM12 58V57H11ZM37 58V57H36ZM43 58V57H42ZM60 58H62V57H60ZM72 58V57H71ZM77 58V59H78ZM88 58V59H89ZM93 58V57H92ZM98 58V57H97ZM107 58H109L108 56H107ZM136 58V59H137ZM150 58V57H149ZM149 58H148V60H149ZM187 58V57H186ZM189 58V57H188ZM256 58H257V61H259V62H262V61H264V49L263 50H261V51H259L258 53H257V55H256ZM54 61L53 62H51L52 63V65L54 66V73H53V76L54 75H57L58 74V65H61V63H60V61L58 62V61H56V59H54V58H52ZM106 59V58H105ZM122 59V58H121ZM133 60H134V58H132ZM139 59V58H138ZM141 59V58H140ZM154 59H155V56H154ZM184 59V58H183ZM195 59H197V57L195 58ZM201 59V58H200ZM20 60H22V58L20 59ZM23 60H25V59H23ZM86 59H84L83 61H85ZM91 60V59H90ZM107 60V59H106ZM198 60V59H197ZM8 61H9V59H8ZM17 61V60H16ZM26 61V60H25ZM32 61V60H31ZM36 61H38V60H36ZM69 61V60H68ZM89 61V60H88ZM103 61H105V60H103ZM115 61V60H114ZM120 61V60H119ZM140 61V60H139ZM142 61V60H141ZM151 61V60H150ZM176 61V60H175ZM5 62V61H4ZM10 62V61H9ZM9 62H8V64H9ZM20 62V61H19ZM77 62V61H76ZM97 62V61H96ZM109 62V61H108ZM122 62V61H121ZM136 62V61H135ZM144 62V61H143ZM194 62H196V61H194ZM193 62V63H194ZM203 62V61H202ZM7 63V62H6ZM18 63V62H17ZM16 63V64H17ZM50 63V64H51ZM113 63V62H112ZM117 63V62H116ZM138 63V62H137ZM136 63V64H137ZM13 64V63H12ZM20 64H22V63H20ZM19 64V65H20ZM28 64H29V62H28ZM36 64V63H35ZM42 64H44V63H42ZM71 64V63H70ZM72 64H73V62H72ZM82 64V63H81ZM93 64H95V63H93ZM120 64V63H119ZM130 64H131V62H130ZM153 64V63H152ZM195 64V63H194ZM197 64V63H196ZM205 64V63H204ZM1 65V64H0ZM14 65V64H13ZM48 65V64H47ZM46 65V66H47ZM92 65V64H91ZM117 65V64H116ZM131 65H133V64H131ZM192 65V64H191ZM2 66V65H1ZM45 66V65H44ZM53 66H51L50 68H52ZM64 66V65H63ZM65 66H67V65H65ZM70 66V65H69ZM76 66V65H75ZM74 66V67H75ZM78 66V65H77ZM109 66V68H110V65H108ZM6 67V66H5ZM8 67V66H7ZM15 67H17V65L15 66ZM19 67V66H18ZM17 67V68H18ZM79 67H82V66H79ZM86 67H87V65H86ZM91 67V66H90ZM105 67H107V65H105ZM111 67H113L112 65H111ZM122 67V66H121ZM26 68V67H25ZM36 68V67H35ZM46 68V67H45ZM77 67H75V69H76ZM83 68V67H82ZM98 68V67H97ZM96 68V69H97ZM108 68V69H109ZM114 68V67H113ZM153 68V67H152ZM195 68V67H194ZM203 68V67H202ZM42 69V68H41ZM40 69V70H41ZM74 69V70H75ZM79 69V68H78ZM77 69V70H78ZM89 69H91V68H89ZM95 69V70H96ZM105 70H106V68H104ZM111 69V68H110ZM119 69H120V67H119ZM188 69H189V66H188ZM192 69V68H191ZM196 69V68H195ZM9 70H12V69H9ZM25 70V69H24ZM30 70V69H29ZM34 70V69H33ZM44 70V69H43ZM61 70V69H60ZM70 70H72V67H71V69ZM81 70V69H80ZM79 70V71H80ZM183 70H184V68H183ZM4 71V70H3ZM6 71V70H5ZM62 71V70H61ZM85 71V70H84ZM97 71V70H96ZM113 71H114V69H113ZM112 71V72H113ZM193 71V70H192ZM1 72V71H0ZM10 72V71H9ZM16 72V71H15ZM26 72V71H25ZM39 72V71H38ZM43 72H45V71H43ZM67 72V71H66ZM93 71H91V73H92ZM111 72V71H110ZM148 72V73H149ZM189 72V71H188ZM187 72V73H188ZM242 72H243V70H242ZM61 73V72H60ZM64 73V72H63ZM71 73H72V71H71ZM70 73V71H69V74H71ZM76 73H77V71H76ZM79 73V72H78ZM84 73H86V72H84ZM89 73V72H88ZM94 73H95V71H94ZM115 73V72H114ZM130 73V74H129ZM140 73V72H139ZM138 73V74H139ZM142 73V72H141ZM152 73H149V74H152ZM195 73V72H194ZM4 74V73H3ZM39 74V73H38ZM82 74V73H81ZM97 75H98V73H96ZM95 74V75H96ZM100 74L104 77H108V79H109V74H108V72H106V71H100ZM25 75V74H24ZM43 75H45V77L43 78L44 80H43V83H42V85H40L38 88H37V83L36 82H34L33 84H31V100H30V102L29 103H26V102H23V101H21V102H19V103H17V104H15V103H13V104H15V105H13V106H11L10 104V109H8V111H7V113L5 114V116H4V121H2L3 122V124L5 125V128H6V126H7V130H10V129H12L11 131H13V132H11V131H7V135H9L10 136V134L11 133H16L17 134V136H21V137H24V138H29V135H31V134H37V133H43L45 130H46V128H48L49 126H51L52 124H54L55 122H56V118L53 116V114L51 113V111H50V109H48L47 107H45L44 106V104H42V103H40V101H39V99H38V97L40 96V95H42L46 90H49V83L51 82V79H50V77H49V75L47 74V72H45ZM59 75V74H58ZM57 75V77H59ZM63 75H66V74H63ZM68 75V74H67ZM74 75V74H73ZM73 75H70V76H72V78H74L73 77ZM83 75V74H82ZM94 75V74H93ZM157 75H155V76H157ZM22 76V75H21ZM32 76V75H31ZM38 76V75H37ZM41 76V75H40ZM52 76V75H51ZM74 76H76V75H74ZM92 76V75H91ZM113 76V75H112ZM148 76V75H147ZM174 76H176V75H174ZM23 77V76H22ZM29 77V76H28ZM27 77V78H28ZM63 77V76H62ZM66 76H64V78H65ZM77 77V76H76ZM82 77V76H81ZM142 77H143V74H142ZM146 77V76H145ZM40 78H42V77H40ZM71 78V79H72ZM78 78V77H77ZM87 78H88V76H87ZM113 78V77H112ZM112 78H110L111 80H112ZM136 78V77H135ZM144 78V77H143ZM177 78H178V76H177ZM176 78V79H177ZM24 79V78H23ZM26 79V78H25ZM57 79V78H56ZM60 79H61V77H60ZM80 79V78H79ZM92 79V78H91ZM91 79H89V80H91ZM120 79H124L125 80V82H121L120 81ZM145 79V78H144ZM156 79H157V77H156ZM162 79V80H163ZM168 79V78H167ZM14 80V79H13ZM22 80V79H21ZM57 80H59V79H57ZM62 80H63V78H62ZM67 80V79H66ZM69 80V79H68ZM75 80H77V79H75ZM82 80V79H81ZM80 80V81H81ZM27 81H29V80H27ZM98 81V80H97ZM103 81V80H102ZM101 81V82H102ZM106 81H108V80H106ZM140 81H142V80H140ZM144 81V80H143ZM151 81H153V79L151 80ZM150 81V82H151ZM158 81V80H157ZM160 81V80H159ZM174 81V80H173ZM176 81V80H175ZM8 82H10V81H8ZM12 82V81H11ZM65 82H67V81H64V84H63V86L65 85ZM74 82V81H73ZM82 82V81H81ZM80 82V83H81ZM86 82H87V80H86ZM100 82V83H101ZM147 82H148V80H147ZM165 82V81H164ZM19 83V82H18ZM36 83V84H35ZM55 83V82H54ZM69 83H71L70 81H69ZM95 83V82H94ZM103 83V82H102ZM141 84H142V82H140ZM139 83V84H140ZM145 83V82H144ZM158 83V82H157ZM169 83V82H168ZM22 84H24V83H22ZM59 84H60V82H59ZM91 84V83H90ZM97 84V83H96ZM107 84V83H106ZM108 84H109V82H108ZM146 84V83H145ZM144 84V85H145ZM160 84H162V83H160ZM166 84V83H165ZM7 85V84H6ZM9 85V84H8ZM16 85V84H15ZM57 85V83L55 84V86ZM69 85V84H68ZM73 85V84H72ZM22 86V85H21ZM24 86V85H23ZM77 86V85H76ZM136 86V85H135ZM139 86H141V85H139ZM138 86V87H139ZM148 86V85H147ZM149 86H150V83H149ZM165 86V85H164ZM9 87V86H8ZM29 87V86H28ZM53 87V86H52ZM58 87H60V86H58ZM74 87H75V85H74ZM88 88L87 89H89V86H87ZM90 87H91V85H90ZM146 87V86H145ZM157 87V86H156ZM167 87V86H166ZM165 87V88H166ZM172 87H174V86H172ZM6 88V87H5ZM15 88V87H14ZM25 88V87H24ZM48 88V89H47ZM82 88V87H81ZM96 88V87H95ZM154 88V87H153ZM152 87H151V90L153 89ZM161 88V87H160ZM9 89V88H8ZM56 88H54V90H55ZM87 89H85V90H87ZM98 89V88H97ZM134 89V88H133ZM155 89V88H154ZM237 89V88H236ZM17 90V89H16ZM53 90V91H54ZM82 90V89H81ZM84 90V89H83ZM93 90H94V87H93ZM161 90H163V89H161ZM4 91V90H3ZM10 91H11V89H10ZM78 91V90H77ZM98 92H99V90H97ZM96 91V93H98ZM139 91V90H138ZM85 92V91H84ZM91 92V91H90ZM156 92V91H155ZM170 91H168V93H169ZM186 92V91H185ZM20 93V92H19ZM47 93V92H46ZM75 93H76V91H75ZM78 93H80V92H78ZM82 93V92H81ZM105 93V92H104ZM109 93V92H108ZM157 93H158V91H157ZM161 93H162V91H161ZM165 93H166V91H165ZM175 93V92H174ZM213 93V92H212ZM226 93V92H225ZM29 94V93H28ZM51 94V93H50ZM49 94V95H50ZM85 94V93H84ZM136 94V93H135ZM186 94V93H185ZM227 94V93H226ZM20 95V94H19ZM47 95V94H46ZM92 95V94H91ZM107 95H109V94H107ZM112 95H113V93H112ZM168 95V94H167ZM173 95V94H172ZM262 95V94H261ZM6 96V95H5ZM11 95H9V97H10ZM73 96V98H74V94L72 95ZM84 96V95H83ZM93 96H96V95H93ZM93 96H89V97H93ZM105 96V95H104ZM174 96V95H173ZM218 96V95H217ZM263 96V95H262ZM45 97V96H44ZM63 97V96H62ZM87 97V96H86ZM108 97V96H107ZM259 97V96H258ZM23 98V97H22ZM97 97H95V99H96ZM105 98H106V96H105ZM169 98V97H168ZM11 99V98H10ZM57 99H59V98H57ZM78 99V98H77ZM108 99V98H107ZM122 99V100H123ZM140 99H141V101H140V105H139V107L138 108H136V109H138V117H136V119H134L133 121H131L129 124H127V125H129L130 126V128H133L134 126H137L136 124L139 122V120L141 119V116H142V114L144 113V111L146 110V109H148V108H150V105H151V102H152V99H151V96H150V94L148 93V91L146 90V92H143V94L141 95V97H140ZM171 99V98H170ZM15 100V99H14ZM42 100V99H41ZM45 100V99H44ZM61 100V99H60ZM60 100H59V102H60ZM63 100H65V99H63ZM80 100H81V98H80ZM122 100H120V101H122ZM129 100V99H128ZM167 100V99H166ZM8 101V100H7ZM29 101V100H28ZM100 101V100H99ZM102 102L101 103H103V100H101ZM111 102H112V100H110ZM255 101V100H254ZM6 102V101H5ZM5 102H4V104H5ZM57 102V101H56ZM55 101H54V103H56ZM66 102V101H65ZM68 102V101H67ZM76 102V101H75ZM82 102V101H81ZM95 102V101H94ZM107 102V101H106ZM110 102V103H111ZM126 102H128V101H126ZM166 102V101H165ZM168 102V101H167ZM166 102V103H167ZM11 103V102H10ZM60 103H62V102H60ZM77 103V102H76ZM257 103V102H256ZM255 103V104H256ZM78 104V103H77ZM98 104H99V102H98ZM163 104H164V102H163ZM162 104V105H163ZM212 104V103H211ZM210 104V105H211ZM241 104V103H240ZM253 104V103H252ZM52 105H53V103H52ZM88 105H89V103H88ZM99 105H101V104H99ZM104 105V104H103ZM102 105V106H103ZM121 105V104H120ZM129 105V104H128ZM168 105V104H167ZM209 105V106H210ZM231 105V104H230ZM66 106H67V104H66ZM70 106V104H68V106H67V110H68V107ZM77 106H79L80 107V105H77ZM102 106H101V108H102ZM108 106H109V104H108ZM138 106V105H137ZM155 106V105H154ZM159 106V105H158ZM164 107H166V105H163ZM162 106V107H163ZM198 106V105H197ZM224 106V105H223ZM253 106V105H252ZM9 107V106H8ZM55 107H56V105H55ZM76 107V106H75ZM74 107V108H75ZM84 107H85V105H84ZM156 107V106H155ZM161 107V108H162ZM213 107V109H215L214 108V105L212 106L211 105V108ZM233 107V106H232ZM6 108H7V106H6ZM73 108V109H74ZM89 108V107H88ZM100 108V107H99ZM100 108V109H101ZM107 108V107H106ZM192 108V107H191ZM219 108V107H218ZM217 108V109H218ZM70 109V108H69ZM73 109H71V110H73ZM82 109V108H81ZM85 109V108H84ZM120 109V108H119ZM118 109V110H119ZM166 109V108H165ZM196 109V108H195ZM201 110H202V108H200ZM199 109V110H200ZM213 109H211V110H213ZM7 110V109H6ZM103 110V109H102ZM157 110V109H156ZM162 110H164V109H162ZM207 110H210V109H208L207 108ZM216 110V109H215ZM234 110V109H233ZM5 111V110H4ZM79 111V110H78ZM101 111V110H100ZM214 111V110H213ZM219 111V110H218ZM245 111H247V110H245ZM6 112V111H5ZM148 112V111H147ZM160 112V111H159ZM166 112H167V110H166ZM165 112V113H166ZM211 112V111H210ZM217 112V111H216ZM220 112V111H219ZM234 112H236V111H234ZM3 112H1V114H2ZM54 113V112H53ZM101 113V112H100ZM123 113V112H122ZM150 113V112H149ZM230 113V112H229ZM246 113V112H245ZM245 113H244V115H245ZM250 113V112H249ZM261 113V112H260ZM104 114V113H103ZM118 114V113H117ZM151 114V113H150ZM153 114V113H152ZM158 114V113H157ZM169 114V113H168ZM205 114V113H204ZM203 114V115H204ZM210 114V113H209ZM217 114H219V116H220V113H217ZM57 115V114H56ZM122 115V114H121ZM165 115V114H164ZM229 115V114H228ZM241 115V114H240ZM243 115V116H244ZM58 116V115H57ZM104 116V115H103ZM114 116V115H113ZM126 116V115H125ZM154 116H156L155 114H154ZM159 116V115H158ZM187 116V115H186ZM185 116V117H186ZM191 116H192V114H191ZM213 116H215V115H213ZM218 116V117H219ZM117 117V116H116ZM148 117H149V115H148ZM147 117V118H148ZM151 117H152V115H151ZM180 117V116H179ZM188 118H190L189 116H187ZM203 117V116H202ZM215 117H217V116H215ZM223 117V116H222ZM230 117H231V115H230ZM230 117H229V119H230ZM236 117H237V115H236ZM239 117V116H238ZM242 117V116H241ZM245 117V116H244ZM246 117H247V113H246ZM258 117V116H257ZM98 118V117H97ZM113 118V117H112ZM129 118V117H128ZM147 118H146V121H147ZM187 118V119H188ZM194 118V117H193ZM204 118V117H203ZM206 118V117H205ZM204 118V119H205ZM210 118V117H209ZM220 118H221V116H220ZM219 118V119H220ZM235 117H233V119H234ZM254 118V117H253ZM253 118H251V119H253ZM149 119V118H148ZM156 119V118H155ZM161 119V118H160ZM191 119V118H190ZM195 119V118H194ZM201 119V118H200ZM211 120H212V118H210ZM215 119V118H214ZM213 119V120H214ZM218 119V118H217ZM224 119V118H223ZM232 119V121H234V122H236L235 121V119L233 120ZM242 119V118H241ZM244 119H246V118H244ZM250 119V120H251ZM2 120H3V118H2ZM125 120V119H124ZM159 120V119H158ZM175 120V119H174ZM189 120V119H188ZM192 120V119H191ZM198 120V119H197ZM221 120H222V118H221ZM227 121L226 122H228V123H230L229 121H228V119H226ZM231 120V119H230ZM254 120V119H253ZM262 120H263V118H262ZM60 121V120H59ZM77 121H79V120H77ZM81 121V120H80ZM104 121V120H103ZM102 121V123H104ZM110 121H111V119H110ZM113 121V120H112ZM202 121H203V119H202ZM243 121V120H242ZM242 121H240V122H242ZM74 122V121H73ZM98 122V121H97ZM120 122V121H119ZM125 122V121H124ZM142 122V121H141ZM140 122V123H141ZM144 122V121H143ZM151 122L152 121H150V122H148V123H150L151 124ZM155 122V121H154ZM154 122H153V124H154ZM157 122V121H156ZM179 122H181V121H179ZM193 122V121H192ZM195 122V121H194ZM198 122H200L199 120H198ZM206 122H208V121H206ZM211 122V121H210ZM215 122V121H214ZM218 122V121H217ZM234 122H232V125H233V123ZM245 122V121H244ZM244 122H243V124H244ZM1 123V122H0ZM59 123V122H58ZM75 123V122H74ZM94 123V122H93ZM109 123V122H108ZM112 123H114V122H112ZM145 123V122H144ZM221 123V122H220ZM251 123V122H250ZM254 123H256V120L254 121ZM3 124H2V126H3ZM79 124H80V122H79ZM78 124V125H79ZM97 124V123H96ZM100 124V123H99ZM111 124V123H110ZM177 124V123H176ZM188 124H190V121L188 122ZM192 124V126H193V123H191ZM197 124V123H196ZM211 124V123H210ZM215 124H217V123H215ZM215 124H213V125H215ZM218 124H219V122H218ZM235 124V123H234ZM252 124V123H251ZM260 124H262V123H260ZM56 125V124H55ZM82 125H84V123L82 124ZM98 125V124H97ZM96 125V126H97ZM107 125V124H106ZM143 125V124H142ZM149 125V124H148ZM159 125V124H158ZM179 125V124H178ZM186 125V124H185ZM224 125V124H223ZM228 125V124H227ZM237 125H238V123H237ZM236 125V126H237ZM264 125V124H263ZM263 125H261V128H262V126ZM53 126V125H52ZM57 126V125H56ZM62 126V125H61ZM88 126H89V124H88ZM101 126V125H100ZM111 126H112V124H111ZM211 126H212V124L210 125V127L208 126L207 128H210V130H211ZM215 126H217V125H215ZM230 126H231V123H230ZM244 126V125H243ZM242 126V127H243ZM60 127V126H59ZM83 127V126H82ZM87 127V126H86ZM147 127V126H146ZM158 127V126H157ZM186 127H188V126H186ZM227 127V126H226ZM1 128V127H0ZM93 128V127H92ZM107 128V127H106ZM115 128V127H114ZM137 128V127H136ZM153 128V127H152ZM195 130H196V127H193ZM216 128H219V126H217ZM223 128V127H222ZM230 128V127H229ZM228 128V129H229ZM258 128V127H257ZM264 128V127H263ZM2 129H3V127H2ZM2 129L0 130V132H2ZM56 129V128H55ZM108 129V128H107ZM123 129V128H122ZM144 129V128H143ZM142 129V130H143ZM175 129V127L174 128H172V130H174ZM179 129H180V127H179ZM198 129V128H197ZM240 128H238V130H239ZM242 129V128H241ZM103 130V129H102ZM164 130V129H163ZM213 130V129H212ZM215 130H217V129H215ZM237 130V131H238ZM243 130V129H242ZM6 131V130H5ZM92 131H93V129H92ZM96 131V130H95ZM94 131V132H95ZM112 131V130H111ZM114 131V130H113ZM127 131V130H126ZM134 131V130H133ZM141 131V130H140ZM148 131V130H147ZM178 131V130H177ZM186 131V130H185ZM189 131H190V129H189ZM223 131V130H222ZM225 131H226V129H225ZM227 131H230V130H227ZM235 132V133H238V132ZM254 131V130H253ZM259 131V130H258ZM257 131V132H258ZM99 132V131H98ZM107 131H105V133H106ZM116 132V131H115ZM142 132V131H141ZM145 132H146V130H145ZM195 132V131H194ZM198 132V131H197ZM242 132V131H241ZM100 133H101V131H100ZM109 133V132H108ZM120 133V132H119ZM123 133V132H122ZM135 133V132H134ZM137 133V132H136ZM139 133V132H138ZM175 133V132H174ZM182 133V132H181ZM208 133H210L209 131H208ZM208 133H206V134H208ZM216 133V131L214 132V134ZM233 133V132H232ZM4 134V133H3ZM83 134V133H82ZM102 134H103V132H102ZM191 134V133H190ZM194 134V133H193ZM192 134V135H193ZM199 133H197V135H198ZM201 134V133H200ZM213 134V133H212ZM221 134H223V133H221ZM229 134H231V133H229ZM244 134V133H243ZM255 134V133H254ZM6 135V134H5ZM70 135V134H69ZM79 135V134H78ZM101 135V134H100ZM100 135H98V136H100ZM118 135V134H117ZM146 135V134H145ZM180 135V134H179ZM191 135V136H192ZM204 135V134H203ZM220 135V134H219ZM218 135V136H219ZM246 135V134H245ZM245 135H243V136H245ZM1 136V135H0ZM12 136H14V134L12 135ZM16 136V135H15ZM39 136V135H38ZM114 136V135H113ZM113 136H111V138L113 137ZM119 136V135H118ZM189 136V135H188ZM195 136V135H194ZM201 136V135H200ZM216 136V135H215ZM215 136H213V137H215ZM228 136V135H227ZM251 136V135H250ZM256 136V135H255ZM260 136V135H259ZM263 136V135H262ZM6 137V136H5ZM4 137V138H5ZM21 137H20V139H21ZM106 137V136H105ZM123 137V136H122ZM130 137V136H129ZM128 137V138H129ZM173 137V136H172ZM185 137V136H184ZM212 137V138H213ZM217 137V136H216ZM233 137V136H232ZM252 137V136H251ZM31 138V137H30ZM40 138V137H39ZM43 138V137H42ZM106 138H109V137H106ZM136 138V137H135ZM142 138H144L143 137V135H142ZM182 138V137H181ZM181 138H179V139H181ZM192 137H190V138H188V140L189 139H191ZM198 138L199 137H197V140H198ZM219 138H221V135H220V137ZM253 138V137H252ZM12 139V138H11ZM41 139V138H40ZM101 139V138H100ZM110 139V138H109ZM113 139V138H112ZM112 139H111V141H112ZM118 139V138H117ZM125 139V138H124ZM178 139V138H177ZM184 139V138H183ZM200 139V138H199ZM225 139V138H224ZM227 139H228V137H227ZM230 139H231V137H230ZM234 139V138H233ZM237 139V138H236ZM4 140V139H3ZM10 140V139H9ZM28 140V139H27ZM37 140H39V139H37ZM62 140V139H61ZM73 140V139H72ZM75 140H77V139H75ZM103 140V139H102ZM114 140V139H113ZM131 140V139H130ZM148 140V139H147ZM194 141H196L195 139H193ZM221 140V139H220ZM226 140V139H225ZM224 140V141H225ZM239 140V139H238ZM253 140V139H252ZM14 141V140H13ZM12 141V142H13ZM18 141V140H17ZM21 141V140H20ZM29 141V140H28ZM27 141V142H28ZM97 141V140H96ZM105 141H107V139L105 140ZM109 141V140H108ZM180 141V140H179ZM187 141V140H186ZM189 141H191V140H189ZM230 140H228V142H229ZM264 141V140H263ZM262 141V142H263ZM2 142V141H1ZM0 142V144H2ZM26 142V143H27ZM52 142V141H51ZM60 142V141H59ZM95 142V141H94ZM114 142H117V141H114ZM136 142V141H135ZM191 142H193V141H191ZM200 142V141H199ZM198 142V143H199ZM235 142H238V141H235ZM235 142H233V143H235ZM242 142H244V141H242ZM258 142H260V141H258ZM26 143H24V144H26ZM31 142H29V144H30ZM39 143V142H38ZM63 143V142H62ZM75 143V142H74ZM73 143V144H74ZM89 143V142H88ZM106 143V142H105ZM110 143V142H109ZM149 143V142H148ZM152 143V142H151ZM150 143V145H152ZM156 143V142H155ZM174 143V142H173ZM173 143H171V144H173ZM196 143H197V141H196ZM203 143V142H202ZM6 144V143H5ZM23 144V143H22ZM23 144V145H24ZM53 144V143H52ZM95 144V143H94ZM117 144H118V142H117ZM128 144H130V142L128 143ZM192 144V143H191ZM201 144V143H200ZM204 144V143H203ZM232 144V143H231ZM244 144V143H243ZM242 144V145H243ZM10 145H12V144H10ZM9 145V146H10ZM67 145V144H66ZM112 145V144H111ZM132 145V144H131ZM137 145H138V143H137ZM164 145H166V144H164ZM187 145V144H186ZM189 145H190V143H189ZM188 145V146H189ZM234 145V144H233ZM233 145H232V147H233ZM3 146H4V143H3ZM16 146V145H15ZM73 146V145H72ZM105 146V145H104ZM110 146V145H109ZM118 146H120V145H118ZM136 146V145H135ZM149 146V145H148ZM154 146V145H153ZM152 146V147H153ZM161 146H162V144H161ZM176 146V145H175ZM191 146V145H190ZM241 146V145H240ZM253 146V145H252ZM126 147H128L127 145H126ZM125 147V148H126ZM139 147V146H138ZM156 147V146H155ZM168 147V146H167ZM192 147V146H191ZM190 147V148H191ZM199 147V146H198ZM198 147H196L197 149H195V150H198ZM201 147H202V145H201ZM231 147V148H232ZM17 148V147H16ZM44 148V147H43ZM78 148V147H77ZM107 148V147H106ZM137 148V147H136ZM157 148V147H156ZM178 148V147H177ZM183 148V147H182ZM185 148H186V146H185ZM188 148V147H187ZM255 148V147H254ZM14 149V148H13ZM76 149V148H75ZM103 149H104V147H103ZM108 149V148H107ZM118 149V148H117ZM127 149V148H126ZM144 149V148H143ZM146 149V148H145ZM158 149V148H157ZM189 149V148H188ZM200 149V148H199ZM28 150V149H27ZM36 150V149H35ZM45 150V149H44ZM102 150V149H101ZM105 150V149H104ZM103 150V151H104ZM128 150V149H127ZM178 150V149H177ZM181 151L183 150V149H180ZM236 150V149H235ZM10 151V150H9ZM37 151V150H36ZM60 151V150H59ZM106 151V150H105ZM110 151V150H109ZM112 151V150H111ZM115 151H116V148H115ZM126 151V150H125ZM132 151V150H131ZM165 151V150H164ZM166 151H167V149H166ZM233 151H234V149H233ZM245 151V150H244ZM252 151V150H251ZM10 152H13V151H10ZM58 152V151H57ZM78 152V151H77ZM93 152V151H92ZM91 152V153H92ZM114 152V151H113ZM127 152V151H126ZM130 152V151H129ZM155 152V151H154ZM160 152V151H159ZM186 152V151H185ZM196 152V151H195ZM1 153V152H0ZM44 153V152H43ZM73 153V152H72ZM106 153V152H105ZM135 153V152H134ZM148 153V152H147ZM171 153V152H170ZM181 153V152H180ZM180 153H178V155L180 154ZM234 153V152H233ZM243 153V152H242ZM260 153V152H259ZM35 154H37V153H35ZM45 154H46V152H45ZM51 154V153H50ZM57 154V153H56ZM59 154V153H58ZM61 154V153H60ZM97 154V153H96ZM100 154H103V153H100ZM121 154V153H120ZM150 154V153H149ZM153 154V153H152ZM184 154H186V153H184ZM183 154V155H184ZM196 154V153H195ZM248 154V153H247ZM44 155V154H43ZM106 155V154H105ZM130 155H131V153H130ZM129 154H128V156H130ZM134 155V154H133ZM133 155H132V158H133ZM137 155V154H136ZM163 155V154H162ZM182 155V154H181ZM191 155V154H190ZM234 155V154H233ZM239 155V154H238ZM243 155H245V154H243ZM242 155V156H243ZM251 155V154H250ZM37 156H38V154H37ZM46 156V155H45ZM123 156V155H122ZM124 156H125V154H124ZM127 156V155H126ZM127 156V157H128ZM139 156V155H138ZM165 156V155H164ZM186 156H187V154H186ZM247 156V155H246ZM252 156V155H251ZM257 156H259V154L257 155ZM59 157V156H58ZM77 157V156H76ZM80 157V156H79ZM82 157V156H81ZM117 157V156H116ZM135 157V156H134ZM170 157V156H169ZM185 157V156H184ZM189 157V156H188ZM245 157V156H244ZM259 157H261V156H259ZM262 157H264V156H262ZM36 158V157H35ZM45 158V157H44ZM47 158V157H46ZM53 158H55L54 156H53ZM69 158V157H68ZM87 158H89V157H87ZM92 158V157H91ZM101 158V157H100ZM100 158H99V160H100ZM105 158V157H104ZM126 158V157H125ZM130 158V157H129ZM138 157H136V159H137ZM148 158V157H147ZM156 158V157H155ZM167 158V157H166ZM182 158V157H181ZM180 158V159H181ZM190 158V157H189ZM194 158V157H193ZM196 158V157H195ZM199 158V157H198ZM197 158V159H198ZM237 158V157H236ZM72 159V158H71ZM76 159V158H75ZM80 159H82L83 160V158H80ZM86 158H84V160H85ZM96 159H97V157H96ZM95 159V160H96ZM143 159V158H142ZM141 158H140V160H142ZM254 159H255V157H254ZM43 160V159H42ZM41 160V161H42ZM46 160V159H45ZM55 160H57V157H56V159ZM88 160V159H87ZM87 160H85V162H87ZM151 160V159H150ZM236 160V159H235ZM237 160H239V159H237ZM258 160V159H257ZM260 160V159H259ZM262 161H263V159H261ZM4 161V160H3ZM91 161V160H90ZM97 161V160H96ZM143 161V160H142ZM148 161V160H147ZM181 162H183L182 160H180ZM193 161V160H192ZM197 162H198V160H196ZM49 162V161H48ZM57 162V161H56ZM84 162V161H83ZM122 162V161H121ZM131 162V161H130ZM145 162V161H144ZM177 162H178V160H177ZM186 162V161H185ZM240 162H242V161H240ZM259 162V161H258ZM261 162V161H260ZM54 163V162H53ZM68 163V162H67ZM81 163V162H80ZM103 163V162H102ZM150 163V162H149ZM180 163V162H179ZM178 163V164H179ZM196 163V162H195ZM201 163V162H200ZM199 163V164H200ZM233 163V162H232ZM4 164V163H3ZM48 164V163H47ZM55 164V163H54ZM59 164V163H58ZM76 164V163H75ZM78 164V163H77ZM83 164H85V163H83ZM88 164V163H87ZM86 164V165H87ZM91 164V163H90ZM98 164V163H97ZM141 164H143V163H141ZM151 164V163H150ZM202 164V163H201ZM255 164V163H254ZM262 164V163H261ZM261 164H260V167H261ZM5 165V164H4ZM9 165V164H8ZM14 165V164H13ZM65 165V164H64ZM89 165V164H88ZM92 165V164H91ZM99 165V164H98ZM107 165V164H106ZM111 165V164H110ZM140 165V164H139ZM152 165V164H151ZM180 165V164H179ZM182 165H184V164H182ZM186 165V164H185ZM188 165V164H187ZM195 165V164H194ZM246 165V164H245ZM259 165V164H258ZM3 166V165H2ZM69 166V165H68ZM90 166V165H89ZM94 166V165H93ZM124 166V165H123ZM133 166V165H132ZM144 166V165H143ZM147 166H149L148 164H147ZM189 166V165H188ZM200 166V165H199ZM205 166V165H204ZM209 166V165H208ZM15 167V166H14ZM49 167V166H48ZM88 167V166H87ZM113 167V166H112ZM140 167H141V165H140ZM145 167V166H144ZM181 167V166H180ZM190 167V166H189ZM244 167V166H243ZM246 167V166H245ZM244 167V168H245ZM4 168V167H3ZM7 168V167H6ZM56 168V167H55ZM71 168V167H70ZM85 168V167H84ZM84 168H82V169H84ZM91 168H93L92 166H91ZM98 168H100V167H98ZM149 168V167H148ZM147 168V169H148ZM150 168H151V166H150ZM152 168H154V167H152ZM151 168V169H152ZM186 168V167H185ZM200 168V167H199ZM203 168V167H202ZM209 168V167H208ZM225 168V167H224ZM5 169V168H4ZM16 169V168H15ZM49 169V168H48ZM56 169H58V168H56ZM55 169V170H56ZM101 169V168H100ZM104 169V168H103ZM110 169H111V167H110ZM109 169V170H110ZM134 169H135V166H134ZM150 169V170H151ZM232 169V168H231ZM251 169H255V168H253V166L251 167ZM250 169V170H251ZM260 169V168H259ZM45 170H47V169H45ZM84 170H86V169H84ZM89 170H92V169H89ZM132 170V169H131ZM166 170V169H165ZM190 170V169H189ZM200 170H202V169H200ZM227 170V169H226ZM228 170H230V169H228ZM263 170V169H262ZM29 171H31V169L29 170ZM100 171H104V170H100ZM115 171V170H114ZM129 171V170H128ZM134 171V170H133ZM137 171H138V169H137ZM147 171V170H146ZM149 171V170H148ZM154 171V170H153ZM162 170H160V172H161ZM191 171H192V169H191ZM198 171V170H197ZM196 171V172H197ZM206 171V170H205ZM25 172V171H24ZM39 172V171H38ZM50 172H51V170H50ZM49 172V173H50ZM96 172V171H95ZM117 172V171H116ZM120 172V171H119ZM152 172V171H151ZM155 173H156V171H154ZM153 172V173H154ZM166 172V171H165ZM168 172H170V171H168ZM195 172V173H196ZM208 172V171H207ZM232 172V171H231ZM264 172V171H263ZM62 173V172H61ZM87 173H89V172H87ZM107 173V172H106ZM121 173V172H120ZM138 173H140V172H138ZM143 173V172H142ZM146 173V172H145ZM149 172H147V174H148ZM152 173V175H154ZM162 173H164V171L162 172ZM181 173V172H180ZM205 173V172H204ZM213 173V172H212ZM3 174V173H2ZM45 174V173H44ZM94 174H96V173H94ZM98 174H99V172H98ZM122 174V173H121ZM125 174V173H124ZM127 174V173H126ZM150 174V173H149ZM148 174V175H149ZM200 173H197V174H195V176H197V175H199ZM203 174V173H202ZM246 174V173H245ZM255 174V173H254ZM86 175V174H85ZM97 175V174H96ZM104 175V174H103ZM102 175V176H103ZM109 175V174H108ZM119 175V174H118ZM129 175V174H128ZM133 175V174H132ZM206 175V174H205ZM204 175V176H205ZM214 175V174H213ZM217 175V174H216ZM219 175H220V173H219ZM227 175V174H226ZM225 175V176H226ZM239 175V174H238ZM253 175V174H252ZM15 176V175H14ZM13 176V177H14ZM31 176V175H30ZM145 176V175H144ZM150 176V175H149ZM158 176H159V174H158ZM168 176V175H167ZM171 176V175H170ZM183 176V175H182ZM254 176V175H253ZM260 176V175H259ZM262 176V175H261ZM260 176V177H261ZM264 176V175H263ZM5 177V176H4ZM33 177V176H32ZM59 176H57V178H58ZM61 177H62V175H61ZM98 177V176H97ZM97 177H95V178H97ZM110 177V176H109ZM114 177H115V175H114ZM119 177V176H118ZM123 177V176H122ZM155 176H153V178H154ZM163 177V176H162ZM162 177H161V179H162ZM166 177V176H165ZM214 177V176H213ZM216 177V176H215ZM233 177V176H232ZM239 177V176H238ZM246 177V176H245ZM8 178V177H7ZM48 178V177H47ZM55 178H56V175H55ZM57 178H56V181H57ZM60 178V177H59ZM107 179H108V177H106ZM150 178V177H149ZM157 178V177H156ZM159 178H160V176H159ZM207 178V177H206ZM211 178V177H210ZM240 178L242 179L243 177H241L240 176ZM240 178H238V180L240 179ZM248 178H249V176H248ZM247 178V179H248ZM252 178V177H251ZM6 179V178H5ZM4 178H3V175H1V173H0V215H8L7 216V218L9 217V215H15V213H14V211L13 212H10V210L14 207V206H16V207H19V208H23V209H29V210H33L32 211V216L30 215V216H28V217H17L16 215V218H14V219H12V221L14 222V224L16 223V224H18V226H19V228L22 230V231H24L25 232V234L27 235V239H28V241H27V248L29 247V251H30V253L34 256V257H36L37 255H36V253H37V248H39V247H37V244L38 243H36L35 242V239L38 241V239H37V237H38V235H39V233H37V231H34L33 229V231H30L31 229L30 228H28V226H27V222L28 223H31L32 222V220L33 219H35V218H37L39 215H41L40 213V207L42 206H38L37 205V202L40 200V198L39 197H35L34 196V198H31L29 201V203H25V202H23L24 201V199H26L27 197H29V195H31V194H33V190L32 189H28V188H25V187H23V186H13L9 181H7V180H5ZM31 179V178H30ZM34 179V178H33ZM37 179V178H36ZM92 179V178H91ZM99 179V178H98ZM97 179V180H98ZM100 179H102V178H100ZM106 179V180H107ZM150 179H152V178H150ZM160 179V180H161ZM166 179V178H165ZM246 179V180H247ZM258 179H261L262 180V178H258ZM41 180V179H40ZM43 180V179H42ZM61 180V179H60ZM113 180V179H112ZM123 180V179H122ZM131 180V179H130ZM129 180V181H130ZM153 180V179H152ZM168 180V179H167ZM212 180H214V179H212ZM216 180H218V179H216ZM220 180H222V177H221V179H219V182L218 183H221L220 182ZM230 180V179H229ZM232 180V179H231ZM237 179H235V181H236ZM238 180H237V182H238ZM253 180V179H252ZM18 181V180H17ZM16 181V182H17ZM25 181V180H24ZM47 181H49V180H47ZM76 181V180H75ZM89 181V180H88ZM96 180L94 179V182H95ZM104 181V180H103ZM117 181V180H116ZM115 181V182H116ZM134 181V180H133ZM171 181V180H170ZM181 181V180H180ZM190 181H192V180H190ZM215 181V180H214ZM226 181H228L227 179H226ZM234 181V180H233ZM248 181V180H247ZM251 181V180H250ZM33 182V181H32ZM35 182H36V180H35ZM44 182V181H43ZM50 182H51V180H50ZM54 182V181H53ZM52 182V183H53ZM73 182V184L75 183L74 181H72ZM82 182V181H81ZM80 182V184H82ZM86 182V181H85ZM90 182V181H89ZM88 182V183H89ZM98 182V181H97ZM102 182V181H101ZM105 182V181H104ZM103 182V183H104ZM110 182V181H109ZM153 182V181H152ZM168 181H166L165 183H167ZM173 182H174V180H173ZM177 182V181H176ZM208 182V181H207ZM213 182V181H212ZM216 182V181H215ZM224 182V181H223ZM244 182V181H243ZM254 182V181H253ZM255 182H257V181H255ZM18 183V182H17ZM79 183V182H78ZM84 183V182H83ZM87 183V182H86ZM93 183V182H92ZM99 183V182H98ZM111 183V182H110ZM121 183V182H120ZM132 183V182H131ZM149 184L151 183V181L150 182H148ZM156 183V182H155ZM164 183V182H163ZM209 183H210V180H209ZM208 183V184H209ZM250 183V182H249ZM252 183V182H251ZM20 184V183H19ZM102 184V183H101ZM174 184V183H173ZM179 184V183H178ZM183 184V183H182ZM189 184V183H188ZM212 184H214V182L212 183ZM222 184V183H221ZM226 184H227V182H226ZM232 184V183H231ZM234 184V183H233ZM240 184H242V183H240ZM245 184H247V182L245 183ZM253 184H255V183H253ZM252 184V185H253ZM15 185V184H14ZM28 185V184H27ZM60 185V184H59ZM68 185V184H67ZM78 185V184H77ZM85 185V184H84ZM87 185V184H86ZM112 185V184H111ZM113 185H115L114 183H113ZM117 185H118V183H117ZM132 185H134V184H132ZM137 185V184H136ZM139 185V184H138ZM156 185V184H155ZM185 185H187V184H185ZM216 185H217V182H216ZM223 185V184H222ZM221 185V186H222ZM237 185V184H236ZM251 185V184H250ZM252 185H251V187H252ZM52 186V185H51ZM50 186V187H51ZM61 186V185H60ZM93 186H95V185H93ZM97 186V185H96ZM101 186V185H100ZM99 186V187H100ZM110 186V185H109ZM122 186V185H121ZM154 186V185H153ZM161 186V185H160ZM159 186V187H160ZM167 186H169L168 184H167ZM170 186H172V184H170ZM169 186V187H170ZM181 186V185H180ZM193 186V185H192ZM196 186V185H195ZM202 186V185H201ZM201 186H199V187H201ZM208 186V185H207ZM255 186H256V184H255ZM260 186V185H259ZM68 188H70L69 186H67ZM78 187V186H77ZM85 187V186H84ZM88 187H90V186H88ZM118 187V186H117ZM124 187H125V185H124ZM178 187H179V185H178ZM187 187V186H186ZM186 187H185V189H186ZM189 187V186H188ZM205 187V186H204ZM215 187L217 188L218 187V185L217 186H214L213 188L215 189ZM220 187V186H219ZM219 187H218V190H219ZM227 187H229V186H227ZM233 187V186H232ZM258 187V186H257ZM40 188V187H39ZM62 188H63V184H62ZM87 188V187H86ZM97 188V187H96ZM135 188H136V186H135ZM139 188V187H138ZM168 188V187H167ZM172 188H174V189H172V190H176V188L173 186ZM202 188V187H201ZM223 188V187H222ZM238 188H240L239 186L237 187V189ZM246 188V187H245ZM249 188V187H248ZM255 187H254V185H253V189H254ZM67 189V188H66ZM92 189V188H91ZM95 189V188H94ZM100 189H102V188H99V190ZM104 189V188H103ZM102 189V190H103ZM113 189V188H112ZM116 189H118V188H116ZM115 189V190H116ZM125 189V188H124ZM130 189V188H129ZM179 189V188H178ZM183 188H180L179 190H180V192H181V190H182ZM188 189V188H187ZM186 189V190H187ZM198 189V188H197ZM204 188H202V190H203ZM208 189V188H207ZM206 189V190H207ZM234 189V188H233ZM243 189V188H242ZM241 189V190H242ZM48 190V189H47ZM68 190V189H67ZM98 190V191H99ZM141 190V189H140ZM150 190V189H149ZM168 190V189H167ZM172 190H170V191H172ZM201 189L200 190H198V193H200L199 191H202ZM251 190V189H250ZM88 191V190H87ZM107 191V190H106ZM112 191V190H111ZM133 191H135V190H133ZM178 191V190H177ZM185 191V190H184ZM184 191L182 190V192H183V194H184ZM195 191V190H194ZM225 191V190H224ZM224 191H223V193H224ZM229 191H230V189H229ZM238 191H240V189L238 190ZM243 191V190H242ZM246 191V190H245ZM90 192V191H89ZM92 192V191H91ZM95 192V191H94ZM93 192V193H94ZM97 192V191H96ZM116 192V191H115ZM118 192V191H117ZM128 192V191H127ZM163 193L165 192V191H162ZM172 192H174V191H172ZM171 192V193H172ZM179 192V191H178ZM197 192V191H196ZM210 192H212L211 190H210ZM215 192H216V195H218L217 194V192L218 191H216L215 190ZM220 192V191H219ZM218 192V193H219ZM222 192V191H221ZM237 192V191H236ZM241 192V191H240ZM244 192V191H243ZM242 192V193H243ZM258 192V191H257ZM130 193V192H129ZM133 194H134V192H132ZM156 193V192H155ZM161 193V192H160ZM166 193V192H165ZM168 193V192H167ZM185 193H186V191H185ZM209 193V192H208ZM214 193V192H213ZM212 193V194H213ZM222 193V194H223ZM231 194H233L232 192H230ZM230 193H229V195H230ZM245 193V192H244ZM243 193V194H244ZM251 193H254L255 194V192L252 190V192ZM99 194V193H98ZM114 194V193H113ZM124 194V193H123ZM154 194V193H153ZM174 195L176 194L175 192L173 193ZM187 194V193H186ZM196 194V193H195ZM235 194V193H234ZM59 195V194H58ZM78 195V194H77ZM92 195V194H91ZM100 195H101V193H100ZM125 195V194H124ZM129 195V194H128ZM157 195V194H156ZM169 195H170V193H169ZM185 195V194H184ZM188 195V194H187ZM186 195V196H187ZM198 195V194H197ZM211 195V194H210ZM236 195H237V193H236ZM38 196V195H37ZM47 196V195H46ZM94 196V195H93ZM105 196V195H104ZM109 196H111V195H109ZM130 196V195H129ZM133 196V195H132ZM158 196V195H157ZM178 196V195H177ZM200 196V195H199ZM202 196V195H201ZM204 196V195H203ZM206 196H207V194H206ZM223 196V195H222ZM50 197V196H49ZM53 197V196H52ZM62 197V196H61ZM85 197V196H84ZM107 197V196H106ZM105 197V198H106ZM175 197V196H174ZM208 197V196H207ZM218 197H219V195H218ZM235 197V196H234ZM251 197V196H250ZM249 197V198H250ZM263 197V196H262ZM262 197H261V200H262ZM30 198V197H29ZM44 198H46V197H44ZM86 198V197H85ZM121 198H122V195H121ZM128 198V197H127ZM214 198V197H213ZM220 198V197H219ZM238 197H236V199H237ZM253 198H255V197H253ZM51 199V198H50ZM93 199V198H92ZM119 199V198H118ZM131 199V198H130ZM185 199V196H184V198H182V200H184ZM194 199V198H193ZM204 199H205V197H204ZM203 199V200H204ZM218 199V198H217ZM221 199V198H220ZM219 199V200H220ZM224 199H226V198H224ZM232 199V198H231ZM259 199V198H258ZM85 200V199H84ZM188 200V199H187ZM214 200V199H213ZM219 200H217V201H219ZM223 200V199H222ZM239 200V199H238ZM254 200V199H253ZM264 200V199H263ZM77 201V200H76ZM83 201V200H82ZM134 201V200H133ZM244 202L245 201H248L249 202V200H243ZM55 202V201H54ZM65 202V201H64ZM85 202H86V200H85ZM116 202V201H115ZM134 202H136V201H134ZM180 202H181V200H180ZM184 202H185V200H184ZM192 202V201H191ZM203 202V201H202ZM205 202V201H204ZM206 202H208L207 201V199H206ZM205 202V203H206ZM226 202V201H225ZM238 202V201H237ZM251 202H253V201H251ZM250 202V203H251ZM264 202V201H263ZM262 202V203H263ZM43 203V202H42ZM89 203V202H88ZM179 203V202H178ZM194 203V202H193ZM200 203V202H199ZM212 203H214V202H212ZM211 203V204H212ZM223 203V202H222ZM66 204V203H65ZM113 204V203H112ZM182 204V203H181ZM195 204V203H194ZM201 204V203H200ZM215 204V203H214ZM253 204H254V202H253ZM55 205V204H54ZM90 205H92V204H90ZM111 205V204H110ZM154 205V204H153ZM178 205V204H177ZM199 205V204H198ZM206 205V204H205ZM210 205V204H209ZM215 205H217V203L215 204ZM214 205V206H215ZM248 205V204H247ZM261 205V204H260ZM263 205V204H262ZM64 206V205H63ZM67 206V205H66ZM105 206H106V204H105ZM109 206V205H108ZM107 206V207H108ZM112 206V205H111ZM121 206V205H120ZM250 206V205H249ZM251 206H253V205H251ZM250 206V207H251ZM71 207V206H70ZM97 207H98V202L96 201H94V203H93V206H92V209L88 212V215H87V217H85L83 220H85V219H89V217H90V214L92 213V212H95L96 210H97ZM150 207V206H149ZM180 207V206H179ZM184 207H185V204H184ZM191 207H192V204H191ZM203 207V206H202ZM205 207V206H204ZM226 207H227V205H226ZM247 207V206H246ZM43 208V207H42ZM46 208V207H45ZM44 208V209H45ZM56 208H57V206H56ZM69 208V207H68ZM75 208V207H74ZM78 208V207H77ZM198 208H200V210H201V207H198ZM216 208V207H215ZM64 209H66V208H64ZM176 209H177V207H176ZM186 209V208H185ZM224 209V208H223ZM222 209V210H223ZM237 209H239L238 207H237ZM236 209V210H237ZM254 209V208H253ZM105 210V209H104ZM177 210H179V209H177ZM214 210V209H213ZM212 210V211H213ZM216 210V209H215ZM224 210H228V209H224ZM240 210H242V209H240ZM239 210V211H240ZM250 210V209H249ZM262 210V209H261ZM19 211V210H18ZM43 211V210H42ZM55 211V210H54ZM56 211H57V209H56ZM55 211V212H56ZM67 211V210H66ZM70 211V210H69ZM71 211H73L72 210V207H71ZM75 211H77L76 209H75ZM121 211V210H120ZM186 211H188V209L186 210ZM251 211V210H250ZM263 211V210H262ZM261 211V212H262ZM49 211H47L46 213H48ZM119 212V211H118ZM132 212V211H131ZM185 212V211H184ZM188 212H190V210L188 211ZM192 212L193 213H196L195 212V210L193 211L192 210ZM203 212H205V211H203ZM214 212V211H213ZM216 212V211H215ZM227 212V211H226ZM229 212V211H228ZM227 212V213H228ZM252 212V211H251ZM260 212V211H259ZM10 213V214H9ZM50 213V212H49ZM72 213V212H71ZM75 213V212H74ZM114 213H116V212H114ZM120 213V212H119ZM166 213V212H165ZM179 213H180V211H179ZM197 213H199L198 211H197ZM221 213V212H220ZM236 213H237V211H236ZM258 213V212H257ZM43 214V213H42ZM84 214H85V212H84ZM87 214V213H86ZM117 214V213H116ZM131 214V213H130ZM133 214V213H132ZM182 214V213H181ZM181 214H180V216H181ZM204 214V213H203ZM219 214V213H218ZM222 214L224 215V212L223 213H221V217H222ZM243 214V213H242ZM28 215V214H27ZM47 215V214H46ZM45 215V216H46ZM52 215V214H51ZM96 215V214H95ZM114 215V214H113ZM118 215V214H117ZM122 215V214H121ZM124 215V214H123ZM152 215V214H151ZM188 215H189V213H188ZM191 215V214H190ZM195 215V214H194ZM194 215H192V216H194ZM212 215V214H211ZM216 216H217V214H215ZM261 214L259 213V216H260ZM264 215V214H263ZM34 216V217H33ZM49 216V215H48ZM125 216V215H124ZM183 216H185L184 214L181 216V217H183ZM226 216V215H225ZM242 216V215H241ZM240 216V217H241ZM243 216H245V215H243ZM255 216H257V214H255ZM254 216V217H255ZM262 216V215H261ZM39 217H41V216H39ZM52 217V216H51ZM63 217V216H62ZM75 217V216H74ZM112 217V216H111ZM215 217V216H214ZM214 217L212 218V216H211V218L212 219H214ZM236 217V216H235ZM11 218V217H10ZM92 218H95V217H92ZM134 218V217H133ZM143 218V217H142ZM186 218V217H185ZM191 218V217H190ZM198 218V217H197ZM216 218V217H215ZM60 219H62V218H60ZM64 219V218H63ZM96 219H97V217H96ZM99 219V218H98ZM113 219V218H112ZM152 219V218H151ZM154 219V218H153ZM152 219V220H153ZM257 219V218H256ZM259 219V218H258ZM262 219V218H261ZM0 220H3V218L0 216ZM5 220V219H4ZM7 220V219H6ZM10 220V219H9ZM42 220H43V218H42ZM52 220H53V218H52ZM82 220V221H83ZM95 220V219H94ZM123 220V219H122ZM185 220V219H184ZM188 220V219H187ZM186 220V221H187ZM191 220V219H190ZM211 220V219H210ZM225 220V219H224ZM241 220V219H240ZM252 220H253V218H252ZM260 220V219H259ZM263 220V219H262ZM8 221V220H7ZM45 221V220H44ZM77 221V220H76ZM92 221V220H91ZM101 221H103L102 219H101ZM101 221H99V222H101ZM120 221V220H119ZM191 221H193V220H191ZM190 221V222H191ZM196 221H200V218L199 219H196ZM217 221V220H216ZM221 221H223V220H221ZM237 221V220H236ZM254 221H256V220H254ZM2 222V221H1ZM50 222V221H49ZM55 222V221H54ZM85 222V221H84ZM83 222V223H84ZM98 222V221H97ZM104 222V221H103ZM161 222H163V221H161ZM190 222H188L189 224H190ZM211 222H212V220H211ZM218 222V221H217ZM242 222V221H241ZM251 222V221H250ZM249 222V223H250ZM8 223V222H7ZM82 223V222H81ZM94 223V222H93ZM118 223V222H117ZM167 223V222H166ZM179 223V222H178ZM193 223V222H192ZM219 223V222H218ZM217 223V224H218ZM234 223V222H233ZM232 223V224H233ZM252 223H254V222H252ZM257 223V222H256ZM264 223V222H263ZM13 224V223H12ZM13 224V225H14ZM70 224V223H69ZM69 224H67V225H69ZM85 224V223H84ZM104 224V223H103ZM122 224H126L125 222L124 223H122ZM128 224V223H127ZM158 224V223H157ZM175 224V223H174ZM186 224H187V222H186ZM186 224H184V225H186ZM215 224V223H214ZM226 224V223H225ZM259 224H260V222H259ZM3 225V224H2ZM71 225V224H70ZM112 225V224H111ZM118 225H119V223H118ZM219 225V224H218ZM256 225V224H255ZM1 226V225H0ZM4 226V225H3ZM10 226V225H9ZM16 226V225H15ZM79 227H80V224L78 225ZM82 226V225H81ZM150 226V225H149ZM163 226V225H162ZM196 226V225H195ZM195 226H193V227H195ZM213 226V225H212ZM219 226H221V224L219 225ZM263 226H264V224H263ZM262 226V227H263ZM65 227V226H64ZM104 227V226H103ZM127 227V226H126ZM163 227H165V226H163ZM175 227V226H174ZM184 226H182V228H183ZM192 227V226H191ZM198 227V226H197ZM206 227V226H205ZM229 227H230V225H229ZM235 227V226H234ZM236 227H237V224H236ZM250 227H251V224H250ZM253 227V226H252ZM255 227V226H254ZM4 228V227H3ZM10 228V227H9ZM18 228V227H17ZM67 228H69V227H67ZM188 228V227H187ZM196 228V227H195ZM223 228V227H222ZM239 228V227H238ZM30 229V230H29ZM56 229V228H55ZM59 229V228H58ZM64 229V228H63ZM93 229V228H92ZM181 229V228H180ZM233 229V228H232ZM251 229V228H250ZM254 229V228H253ZM4 230V229H3ZM78 230V229H77ZM94 230H96V229H94ZM106 230V229H105ZM117 230V229H116ZM115 230V231H116ZM119 230V229H118ZM167 230H169V229H167ZM184 230H185V228H184ZM189 230V229H188ZM192 230H193V228H192ZM195 230V229H194ZM198 229H196V231H197ZM225 230V229H224ZM223 230V231H224ZM230 230V229H229ZM0 231H2V229L0 230ZM6 231V230H5ZM51 231V230H50ZM65 230H63V232H64ZM67 231H68V229H67ZM91 231V230H90ZM93 231V230H92ZM103 231H104V229H103ZM177 231V230H176ZM175 231V232H176ZM181 231V230H180ZM187 231V230H186ZM219 231H222V230H220L219 229ZM235 231H236V229H235ZM239 231V230H238ZM251 231H253V230H251ZM260 232H261V230H259ZM258 231V232H259ZM13 232V231H12ZM15 232H17V231H15ZM39 232V231H38ZM47 232V231H46ZM57 232H58V230H57ZM88 232V231H87ZM178 232V231H177ZM182 232V231H181ZM188 232V231H187ZM195 232V231H194ZM249 232H250V230H249ZM262 232H263V230H262ZM261 232V233H262ZM1 233V232H0ZM45 233V232H44ZM100 233V232H99ZM109 233V232H108ZM114 233V232H113ZM184 233V232H183ZM200 233H202V232H200ZM200 233H199V235H200ZM217 233V232H216ZM227 233V232H226ZM234 233V232H233ZM257 233V232H256ZM14 235H15V233H14ZM25 235V236H26ZM109 235H110V233H109ZM120 235H121V232H120ZM231 235H232V232H231ZM248 235H249V233H248ZM258 235H259V233H258ZM1 236V235H0ZM19 236V235H18ZM48 236V235H47ZM62 236V235H61ZM64 236V235H63ZM66 236V235H65ZM77 236V235H76ZM83 236V235H82ZM97 236V235H96ZM99 236V235H98ZM116 236V235H115ZM122 236V235H121ZM129 236V235H128ZM193 236V235H192ZM196 236V235H195ZM213 236V235H212ZM214 236H216V235H214ZM213 236V237H214ZM233 236V235H232ZM232 236H230V237H232ZM250 236V235H249ZM255 236V235H254ZM3 237V236H2ZM7 238H8V236H6ZM24 237V236H23ZM104 238H105V236H103ZM123 237V236H122ZM145 237V236H144ZM170 237V236H169ZM212 237V238H213ZM228 236L226 235V238H227ZM238 237V236H237ZM241 237V236H240ZM244 237V236H243ZM17 238V237H16ZM15 238V239H16ZM39 238V237H38ZM42 238V237H41ZM69 238V237H68ZM68 238H66V239H68ZM85 238V237H84ZM119 238V237H118ZM126 238H127V236H126ZM188 238V237H187ZM197 238H198V236H197ZM196 238V239H197ZM220 238V237H219ZM225 238V239H226ZM234 238V237H233ZM20 239H21V237H20ZM19 239V240H20ZM24 239V238H23ZM56 239H58L57 237H56ZM59 239H62L61 237L59 238ZM99 239V238H98ZM101 239V238H100ZM99 239V240H100ZM177 239V238H176ZM184 239V238H183ZM200 239V238H199ZM223 239H224V235H223ZM232 239V238H231ZM238 238H236V240H237ZM240 239V238H239ZM244 239H246L245 237H244ZM255 239V238H254ZM3 240H5V239H3ZM2 240V241H3ZM13 240V239H12ZM43 240V239H42ZM41 240V241H42ZM76 240V239H75ZM81 240H82V238H81ZM113 240V239H112ZM129 240V239H128ZM148 240V239H147ZM191 240H193V239H191ZM213 240H215V239H213ZM219 240V239H218ZM217 240V241H218ZM257 238H256V242H257ZM1 241V242H2ZM60 241V240H59ZM64 241H66V240H64ZM88 241V240H87ZM103 240L101 239V242H102ZM121 241H123V240H121ZM129 241H131V240H129ZM137 241V240H136ZM216 241V242H217ZM222 241H224V240H222ZM222 241H220V242H222ZM228 241V239L226 240V242ZM8 242V241H7ZM15 242V241H14ZM19 242V241H18ZM24 242V241H23ZM38 242H40V241H38ZM44 242V241H43ZM57 242H58V240H57ZM56 242V243H57ZM61 242H63V241H61ZM80 242H82V241H80ZM100 242V241H99ZM108 242V241H107ZM116 242V241H115ZM125 242V241H124ZM142 242V241H141ZM185 242V241H184ZM198 242V241H197ZM203 242V241H202ZM214 242V241H213ZM235 242H238V240L237 241H235ZM248 242V241H247ZM255 242V243H256ZM260 242V241H259ZM73 243V242H72ZM71 243V244H72ZM75 243V242H74ZM74 243L72 244V247L69 249V251L68 252H73L74 251ZM91 243V242H90ZM103 243V242H102ZM130 243H132V242H130ZM146 243V242H145ZM158 243V242H157ZM218 243H219V241H218ZM258 243V242H257ZM3 244V243H2ZM44 244V243H43ZM64 244H65V242H64ZM87 244H89V243H87ZM97 244H99V243H97ZM104 244V243H103ZM110 244V243H109ZM113 244V243H112ZM122 244H124V243H122ZM125 244H127L126 242H125ZM129 244V243H128ZM127 244V245H128ZM133 244V243H132ZM138 244H140V243H138ZM186 244V243H185ZM202 244V243H201ZM212 244V243H211ZM239 244V243H238ZM245 244V243H244ZM247 244V243H246ZM249 244V243H248ZM10 245V244H9ZM23 245H25V242H24V244ZM23 245H19V244H17V242H16V244L15 245H12L10 248H8V249H6V247H0V254L3 256V255H5V258H6V256H7V258L9 259V260H15L16 258H18V260H20V261H22V247L21 246H23ZM39 245V244H38ZM41 245V244H40ZM76 245H77V243H76ZM85 245V244H84ZM119 245V244H118ZM187 245V244H186ZM203 245V244H202ZM213 245V244H212ZM217 245V244H216ZM223 246H225V244H222ZM228 245V244H227ZM237 245V244H236ZM241 245V244H240ZM8 246V245H7ZM26 246H24V247H26ZM43 246V245H42ZM87 246V245H86ZM112 246V245H111ZM122 246V245H121ZM149 246H150V244H149ZM199 246V245H198ZM209 246H211V245H209ZM208 246V247H209ZM217 246H219V244L217 245ZM216 246V247H217ZM222 246V247H223ZM248 246H250V245H248ZM256 246V245H255ZM264 246V245H263ZM80 247V246H79ZM125 247H126V245H125ZM131 247V246H130ZM140 247H144V245L142 246H140ZM145 247H147V246H145ZM185 247H187V246H185ZM191 247H193V246H191ZM191 247H189V248H191ZM227 247V246H226ZM242 247V246H241ZM26 248V249H27ZM43 248V247H42ZM54 248V247H53ZM109 248V247H108ZM136 248V247H135ZM149 248V247H148ZM188 248V247H187ZM186 248V249H187ZM213 248V247H212ZM218 248V247H217ZM216 248V249H217ZM221 248V247H220ZM238 248H239V246H238ZM256 248V247H255ZM44 249V248H43ZM77 249H78V247H77ZM86 249V248H85ZM123 249V248H122ZM130 249V248H129ZM131 249H133V248H131ZM130 249V250H131ZM141 249H143V248H141ZM178 249V248H177ZM207 249V248H206ZM210 249V248H209ZM223 249V248H222ZM234 249H236V248H234ZM240 249V248H239ZM249 249V248H248ZM45 250V249H44ZM87 250V249H86ZM85 250V251H86ZM96 250V249H95ZM106 250V249H105ZM120 250V249H119ZM118 250V251H119ZM128 250V249H127ZM135 250V249H134ZM179 250V249H178ZM188 251H190L189 249H187ZM194 250V249H193ZM200 250H203V249H200ZM212 250V249H211ZM215 250V249H214ZM221 250V249H220ZM225 250V249H224ZM242 250V249H241ZM240 250V251H241ZM250 250V249H249ZM255 250H257V249H255ZM39 251H41V250H39ZM65 251H66V249H65ZM80 251V250H79ZM110 251V250H109ZM236 251V250H235ZM234 251V252H235ZM246 251H247V248H246ZM260 251V250H259ZM23 252H24V250H23ZM27 252V251H26ZM59 252V251H58ZM98 252H99V248H98ZM140 252V251H139ZM142 252V251H141ZM177 252V251H176ZM216 252H217V250H216ZM233 252V251H232ZM241 252H243V251H241ZM42 253H44L43 252V250H42ZM85 253V252H84ZM93 254L92 255H94V253H95V251L94 252H92ZM102 253V252H101ZM142 253H145V252H142ZM179 253H180V251H179ZM184 253V252H183ZM187 253V252H186ZM186 253H184V254H186ZM205 253V252H204ZM236 253V252H235ZM245 253H247V252H245ZM249 253V252H248ZM248 253H247V255H248ZM40 254V253H39ZM79 254V253H78ZM81 254V253H80ZM105 254V253H104ZM116 254V253H115ZM146 254V253H145ZM151 254H152V252H151ZM164 254V253H163ZM217 254H218V252H217ZM256 254V253H255ZM254 254V255H255ZM260 254V253H259ZM36 255V256H35ZM62 255V254H61ZM77 255V254H76ZM120 255V254H119ZM122 255V254H121ZM126 254H124V256H125ZM173 255V254H172ZM176 255V254H175ZM174 255V256H175ZM189 255V254H188ZM221 255H222V251H221ZM233 255V254H232ZM42 256V255H41ZM57 256H58V254H57ZM75 256V255H74ZM109 256V255H108ZM112 256V255H111ZM155 256H157V255H155ZM190 256V255H189ZM204 256V255H203ZM215 256V255H214ZM220 256V255H219ZM228 256V255H227ZM240 256H241V253H240ZM244 256H246V255H244ZM257 256V255H256ZM1 257V256H0ZM32 256H30V258H31ZM33 257V258H34ZM38 257V256H37ZM45 257V256H44ZM48 257H50V255L48 256ZM52 257V256H51ZM51 257H50V259H51ZM59 257V256H58ZM64 257H65V255H64ZM80 257H81V255H80ZM93 257V256H92ZM131 257V256H130ZM133 257V256H132ZM143 257V256H142ZM251 257V256H250ZM249 257V258H250ZM2 258V257H1ZM0 258V259H1ZM6 258V259H7ZM28 258V257H27ZM73 258V257H72ZM83 258V257H82ZM89 258V257H88ZM109 258V257H108ZM117 258V257H116ZM119 258V257H118ZM174 259H175V257H173ZM177 258H179V257H177ZM181 258V257H180ZM191 258H193V257H191ZM216 258V257H215ZM236 258V257H235ZM244 258V257H243ZM252 258V257H251ZM251 258H250V260H251ZM35 259V258H34ZM38 259H41V258H38ZM79 259V258H78ZM86 259V258H85ZM131 259V258H130ZM190 259V258H189ZM225 259V258H224ZM230 259V258H229ZM232 259V258H231ZM26 260V259H25ZM30 260V259H29ZM53 260V259H52ZM75 260V259H74ZM90 260H91V257H90ZM111 260V259H110ZM128 260V262L130 261L129 260V258L127 259ZM236 260V259H235ZM244 260V259H243ZM242 260V261H243ZM255 260V259H254ZM1 261V260H0ZM35 261H37L36 259H35ZM39 261V260H38ZM37 261V262H38ZM49 261V260H48ZM63 261V260H62ZM72 261V260H71ZM84 261V260H83ZM87 261V260H86ZM120 261H122V260H120ZM124 261V260H123ZM126 261V260H125ZM183 261V260H182ZM189 261V260H188ZM191 261H192V259H191ZM208 261V260H207ZM229 261H231V260H229ZM251 261H253V260H251ZM264 261V260H263ZM32 262V261H31ZM51 262H53V261H51ZM79 262V261H78ZM81 262V261H80ZM93 262V261H92ZM98 262V261H97ZM185 262V261H184ZM190 262V261H189ZM195 262V261H194ZM193 262V263H194ZM231 262H233V261H231ZM235 262V261H234ZM236 262H238V260L236 261ZM46 262H44V263H42V264H45ZM85 263V262H84ZM89 263V262H88ZM111 263V262H110ZM113 263V262H112ZM132 263H134V262H132ZM180 263V262H179ZM192 262H191V264H193ZM201 263V262H200ZM206 263V261L204 262V264ZM209 263V262H208ZM230 263V262H229ZM264 263V262H263ZM40 264V263H39ZM49 264V263H48ZM72 264H73V262H72ZM78 264H80V263H78ZM124 264H126V263H124ZM131 264V263H130ZM136 264V263H135ZM184 264V263H183ZM207 264V263H206ZM215 264H217V262L215 263ZM225 264V263H224ZM244 264V263H243ZM252 264H253V262H252Z\"/></svg>","mask_w":264,"mask_h":264},{"label":"snow or ice","instance_id":"3","mask_svg":"<svg viewBox=\"0 0 264 264\" xmlns=\"http://www.w3.org/2000/svg\"><path fill=\"white\" fill-rule=\"evenodd\" d=\"M7 7H12V5L9 4L7 5ZM30 7L39 10H48L49 12H58L68 7H74V5H68L65 3H46V2H40V0H38L37 3L30 5ZM0 264H31V262L4 260V261H0ZM54 264H66V262L56 261L54 262Z\"/></svg>","mask_w":264,"mask_h":264}]
</instances>
